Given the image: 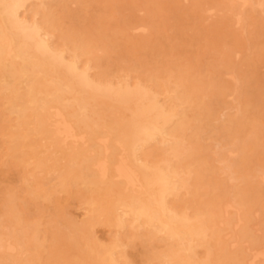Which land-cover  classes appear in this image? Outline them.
Wrapping results in <instances>:
<instances>
[{
    "label": "rangeland",
    "instance_id": "obj_1",
    "mask_svg": "<svg viewBox=\"0 0 264 264\" xmlns=\"http://www.w3.org/2000/svg\"><path fill=\"white\" fill-rule=\"evenodd\" d=\"M30 1H32V0H30ZM30 1H28V4H26V9H24V10H22L20 13L22 14H20V19L23 21V20H25V18H27L25 21H23V22H25L26 24L28 23L29 25L31 24V25H36L37 24V26H38V29H39V27H40V29H39V31L41 30V31H43L44 30V32H40L41 33V39L43 40L44 38H46L47 37V35H48V42H50V40H51V42H50V45H49V43L47 42V39H46V41H45V39H44V41L49 45V46H51V44H52V46L50 47V49L55 53H57V54H60V53H62L63 52V55H64V57H65V61L67 62V61H70L71 60V58H75L76 60H77V58L78 57H83L84 59H86V60H84V61H82V57H81V60L78 58V63L81 65H79V67H81V68H79V69H81V71L82 72H84L85 73V75L88 73L89 75H86L85 77L88 79H90L91 80V82L89 81V80H87L88 81V85H83V84H80L79 82H77V80H75V79H73V78H71L70 76H68V75H66V73L65 72H63V70L61 69V68H59V67H57V66H55V68H54V65L52 66V68H54V69H49L50 67H51V65H49L50 67H48V65H46L45 66V71H46V76L48 75V77H49V79H52V80H57V81H59V80H61L60 82H63V83H65V85H67V84H69V80H70V84H69V86L67 85L66 87H69V94H68V100H67V104H66V106H70V107H72L71 109L69 108V107H67V109H63L62 107H60L59 109L61 110V112H62V114L64 115V117H65V119L67 120V121H69V123H70V125L72 126V129L74 130V132H76L77 133V135H78V132H79V129H78V127H77V122H76V117L78 116V109L77 108H79V107H81V105H78V104H82V102H83V104H82V107L81 108H83L84 107V105H85V107L83 108V110L86 108V110H84V112L85 113H87V114H85L87 117H88V119H90L91 121H93L95 124H97L98 125V127H99V129H100V132H102V133H104L105 131V133L104 134H106V137H108V141H109V144H110V146L112 145L113 147H115L114 146V143H113V138L112 137H114V131L113 132H110V131H112L111 130V126H110V121H111V125H113L116 121H118V120H120V126L122 127V129H123V131L124 132H126L127 131V129H128V124H129V120H130V117H131V114H132V111H131V109L130 108H132V107H134L135 105H140V102L142 103V101H143V103H147L146 101H148L149 99L151 100V102H154L155 103V101H156V103H155V105L159 108V109H161V110H164L163 112H162V114H164V115H162V117L159 119V121H158V125L160 126L161 124V126H160V128L162 129V131H164V133H165V135H166V137L168 136V134H169V136L167 137V139H161V136H160V139H159V136H157V135H155L154 136V138L152 139L154 142H152V141H149L146 145H147V147H146V145H144L143 147H141V149L144 151V153H145V155H143L142 154V152H141V154H140V151H142L140 148L137 150V154H138V156H140V158H141V156L143 157V158H141L142 160L141 161H143L144 160V158H145V163H146V160H147V163L145 164L144 162H141V164H143L144 163V165H142L143 167H145L146 168V170H147V173H150V174H152V170H155L156 172H159V171H161V173H163V172H167V171H169L170 172V174H172V175H170L169 174V172H165L168 176L170 175L171 176V179H172V177H174L172 180L171 179H168L169 181L171 180V181H175V182H177L178 180H180L179 178H181V180L183 181V182H181V180L180 181H178L180 184H177L178 186H179V188L177 189L178 191H176L175 193L180 197H178L177 195H175V194H173V198H174V196L175 197H178L177 198V200L174 198H172L171 197V199H170V196L169 197H167V199L169 198L171 201H168L167 199V202H169L168 204H170L171 205V203H172V208H175V207H177V209L174 211V209H171V207H169L170 205H167L169 208H170V210L172 211V213L175 215V216H177V217H179V218H181V216L183 215V212L185 211V215L186 214H191L192 212V215H183L184 217H182L183 219H185V223L188 225V224H190V225H192V224H195L196 226H199L200 224L202 225V226H204V225H206L207 227H208V229L211 231V229L210 228H215V229H217V230H213L212 229V232L211 233H209L208 232V230L206 229L207 227L205 226V227H203V232L206 230V235L204 236L203 234H202V236H204V237H208L209 235H207V234H211V237L210 238H207L206 240H207V243H206V240H201V241H204L207 245H202V243H204V242H202L201 243V245L203 246V248H202V246H199L200 244V241L197 239V238H195L194 240H192V243H193V241H194V243H193V245L194 244H196V245H194V246H197V249H200V248H198V246L199 247H201L202 249H200L199 251H197V252H199V254L197 253V255H198V261L200 262L201 260V263L204 261V263H202V264H247V262H248V264H250V255L248 254V252L246 251V250H256L255 249V247L257 248V247H259L258 249H261V248H263L264 249V166L262 165V164H264V129H262V128H264V105H263V101H264V69H263V67H264V56H262V55H264V14H262V13H264V10H261V8L260 7H262L261 5L264 3V0H260V2H259V0H218V1H216V0H211V2L209 1V0H195L196 1V3L198 2V5H197V7L199 8H195L194 9V4H195V7H196V3L195 2H192L191 0H190V2H189V0H160V1H158V0H90L89 2H91V3H93L94 5H95V3L94 2H96V4H97V7H99V8H97L96 6H91L92 4L90 3L89 4V2H85V0H76V5H75V3H74V5H72L73 3V1L75 2V0H70V1H68L69 2V10L70 11H68V7H67V5H65L66 3L64 2V5H63V1L62 0H57L58 2H56V0H33L32 2L34 3H32V2H30ZM44 1V2H43ZM48 1V2H47ZM51 1H52V5H51ZM53 1H54V4H53ZM62 2V4H60L61 2ZM65 1V0H64ZM66 1V2H67ZM88 1V0H87ZM105 1V2H104ZM135 3H134V2ZM137 1V2H136ZM141 1V2H140ZM170 1V2H169ZM187 1V3H185ZM194 1V0H193ZM202 1V3H200V2ZM208 1V2H207ZM226 1V2H225ZM235 3H234V2ZM248 1V2H247ZM39 2V3H38ZM42 2V3H41ZM46 2V3H45ZM50 2V3H49ZM100 2V3H99ZM115 2V3H114ZM168 3V4H170L171 5V8L169 7L170 5H168V4H164V3ZM228 2H231V4L230 3H228ZM239 4H238V3ZM249 2H251V4H249ZM259 2V3H258ZM261 2H263V3H261ZM45 3V5L44 6H41L42 4H44ZM56 3L57 4H59L60 5V7H59V5L57 6L56 5ZM70 3H72V4H70ZM78 3L80 4V5H78ZM102 3V4H101ZM109 3V4H108ZM126 3H128V4H126ZM152 3H153V7H151L152 6ZM178 3V4H177ZM180 3V4H179ZM194 3V4H193ZM216 3H217V5H216ZM221 3V4H220ZM252 3H254V4H252ZM257 3V4H256ZM68 4V3H67ZM85 4H87V10L89 11V13H86V9H83V7H86V6H84ZM98 4H99V6H98ZM113 5V6H115V7H113V6H111V5ZM148 4H150V7H149V5ZM164 4V5H163ZM188 4V5H187ZM189 4H191V5H189ZM193 4V5H192ZM203 4V5H202ZM228 4V5H227ZM235 4V5H234ZM31 5L33 6V5H35L36 6V8L33 6V7H31ZM50 5V6H49ZM55 5V6H54ZM110 5V6H109ZM136 5V6H135ZM146 5V6H145ZM159 6V8L157 7V6ZM161 5H163V6H165V8L163 7V6H161ZM221 5V6H220ZM230 5H231V7H230ZM233 5V6H232ZM238 5H240V6H238ZM252 5H253V9H252ZM259 5H260V7H259ZM38 6H40V7H38ZM52 6V7H51ZM74 6V7H73ZM91 6V7H90ZM101 6H103V8H105V6H109L108 8L106 7L105 9H103ZM123 6V7H122ZM144 6V7H143ZM155 6H156V8H155ZM160 6H161V8H160ZM192 6H193V9H190V8H192ZM204 6V7H203ZM210 6H211V8H210ZM228 6V7H227ZM235 6H237L238 8H236ZM249 6V7H248ZM254 6H258V8L256 9ZM264 6V5H263ZM45 7H47V9H45ZM56 7V8H55ZM66 7V8H65ZM71 7V8H70ZM102 9H101V8ZM179 7H180V9H179ZM183 7V8H182ZM235 7V8H234ZM244 7H246V8H244ZM250 8L249 9V11L250 12H248L247 10H248V8ZM36 9L37 11H35V10H33V9ZM37 8H39L40 10H42L43 12H45V13H43L42 11H40L39 9H37ZM50 8V9H49ZM65 8V9H64ZM73 8V9H72ZM78 9V10H81V11H78V10H75V9ZM79 8H81V9H79ZM89 8V9H88ZM96 10H98V11H96L95 12V9ZM109 8H111V10H112V12L114 13V14H110V13H112V12H110L111 10H109ZM113 8V9H112ZM118 8V9H117ZM127 10V11H130V14L128 13H126V11L124 10ZM135 8V9H134ZM152 8V9H151ZM163 8V9H162ZM212 8H214V9H212ZM223 8V9H222ZM242 8V9H241ZM27 9H31V10H33V11H31L30 10V12H29V14L30 15H28L27 13V17L25 16V11H27ZM43 9H45V11L43 10ZM53 9H54V13L52 12L53 11ZM57 9H58V12H57ZM61 9V11H59ZM62 9H64L63 10V12H62ZM67 9V10H66ZM94 9V10H93ZM108 9V10H107ZM114 9H116L115 11H114ZM149 9H151V10H149ZM158 9L160 10V11H158ZM161 9H162V11H161ZM168 9L170 10V11H168ZM184 9V10H183ZM190 9V10H189ZM205 9V11H203ZM210 9V10H209ZM212 9V10H211ZM216 9V10H215ZM222 9V10H221ZM245 9V10H244ZM247 9V10H246ZM254 9H256V10H259V11H257V12H260V13H257L256 12V10L254 11ZM262 9H264L263 7H262ZM38 10H39V12H40V14H39V12H38ZM84 10V11H83ZM92 10V11H91ZM102 10H104V13H103V11ZM156 10V11H155ZM175 10V11H174ZM178 10V11H177ZM182 10H183V13H182ZM198 10V11H197ZM208 10V11H207ZM220 10V11H219ZM235 10V11H234ZM242 10H244V11H242ZM253 10V11H252ZM47 11H48V14H47ZM76 12L75 13V15H74V17L72 16V14L74 13V12ZM81 12V13H78V12ZM94 11V12H93ZM105 11H107V13L105 12ZM117 11H119V12H117ZM121 11V12H120ZM125 11V12H124ZM165 11H167L168 12V14H166L167 12H165ZM190 11H192L191 13H190ZM194 11V12H193ZM201 11H202V14H201ZM215 11V12H214ZM226 11V12H225ZM239 11V12H238ZM35 12H37V13H35ZM49 12H51V14H53V15H55V16H53V15H51ZM71 12H73V13H71ZM82 12H84V13H82ZM101 12V13H100ZM123 12V13H122ZM140 12V13H139ZM198 12V13H197ZM204 12V13H203ZM224 12V13H223ZM230 14H229V13ZM231 12H235V14H233V13H231ZM242 12V13H241ZM243 12H246V13H243ZM252 12V13H251ZM253 12H255V13H253ZM35 13V14H34ZM42 13V14H41ZM69 13V14H68ZM90 13H92L91 15H90ZM103 13V14H102ZM125 13V14H124ZM133 13V14H132ZM137 13H138V15H137ZM161 14L160 16H159V18H157L158 16V14ZM169 13H170V16H172L171 18H169ZM184 14V15H182V14ZM189 13H190V15H189ZM192 13H194L195 15H197L198 17L196 18L195 17V15L194 14H192ZM247 13H249L250 15L252 14L253 15V17L252 18H250L249 19V17H251L250 15H248ZM37 14V15H36ZM43 14H45V15H43ZM50 14V15H49ZM65 14L67 15V17H65ZM71 14V15H70ZM81 14H83L84 16L82 17V15ZM100 14H101V16H100ZM109 14L111 15V16H109ZM120 14H122V15H119ZM157 14V15H156ZM172 14V15H171ZM187 14H188V16H187ZM191 14L193 15L192 17H191ZM222 14V15H221ZM226 14V15H225ZM237 14V15H236ZM243 16H242V15ZM246 14V15H245ZM260 14H262V15H260ZM32 15V16H31ZM35 15V16H34ZM40 15V16H39ZM60 17H59V16ZM64 15V16H63ZM69 15H70V17H69ZM80 15V16H79ZM102 15H104V18L106 19V20H104L103 21V17H102ZM112 15H113V17H112ZM115 15V16H114ZM130 15V16H129ZM231 15V16H230ZM233 15H235L236 17H234ZM246 17H245V16ZM247 15H248V17H247ZM255 15V16H254ZM38 16H39V18H38ZM58 16V17H57ZM118 16V17H117ZM124 16H126V17H123ZM129 16V17H128ZM132 16V17H131ZM152 16V17H151ZM155 16V17H154ZM186 16V17H185ZM201 18H200V17ZM210 16V17H209ZM262 16H263V18H262ZM29 17V18H28ZM33 17H37V18H33ZM54 17V19H55V21H54V19H53V21H52V18ZM73 17V18H72ZM95 17H97V18H95ZM99 17H100V19H101V17H102V19L100 20L99 19ZM109 17H110V20H112V21H110L109 20ZM116 17V18H115ZM131 17V18H130ZM149 17V18H148ZM151 17V18H150ZM184 17H185V20H184ZM217 17V18H216ZM219 17H221V18H219ZM226 17V18H225ZM234 17V18H233ZM70 18H72V19H70ZM81 18V19H80ZM95 18V19H94ZM108 18V19H107ZM123 19V21H122V19ZM128 18V19H127ZM130 18V19H129ZM138 18H140L139 20H138ZM166 18V19H165ZM168 18V19H167ZM178 18V19H177ZM233 18V19H232ZM243 18H247V19H249V21H247V20H245V19H243ZM38 19V20H37ZM59 19V20H58ZM60 19H61V21H60ZM64 19V20H63ZM73 19H74V21H77V22H74L73 21ZM92 19H94V20H92ZM118 19H120V20H118ZM145 19V20H144ZM148 19H150L149 21H147ZM173 19H175V21L173 20ZM177 19V20H176ZM187 19V20H186ZM195 19V20H194ZM197 19H199V20H197ZM207 19V22L205 21ZM209 19V20H208ZM211 19V20H210ZM213 19V20H212ZM221 19V20H220ZM258 19H261L260 21L258 20ZM34 20V21H33ZM63 20V21H62ZM96 20V21H95ZM97 20H99V23H98V21ZM109 20V21H108ZM113 20L115 21V20H117V21H115V22H117V24L115 23V22H113ZM139 22H138V21ZM219 20V21H218ZM241 20H243V21H241ZM253 20V21H252ZM31 22V23H29V22ZM37 21V22H36ZM42 21V22H41ZM66 21V22H65ZM82 21V22H81ZM92 21H93V23H95V25H93V23H92ZM177 21V22H176ZM191 21V22H190ZM193 21V22H192ZM196 21V22H195ZM209 21V22H208ZM222 21H226V22H223L222 23ZM240 21V22H239ZM245 21V22H244ZM255 21V22H254ZM41 22V23H40ZM52 22L54 23V24H52ZM56 22V23H55ZM64 23V26H63V23ZM69 22V23H68ZM72 22H74L75 24H76V27H77V25H78V27L77 28H81L80 30L78 29V31L79 32H81V33H79V32H77V28L72 24ZM91 22V23H90ZM102 22V23H101ZM130 22V23H129ZM133 22V23H132ZM148 22V23H147ZM168 22H171V24L169 23V24H167ZM178 22H180V23H182L181 24V27H180V24L178 23ZM187 22H189V23H187ZM201 22V23H200ZM229 22V23H228ZM234 22H235V24H236V26H237V28H236V26H235V24H234ZM246 22H248V24L246 23ZM35 23V24H34ZM58 23H60V24H58ZM78 23H82V24H78ZM84 23V24H83ZM86 23V24H85ZM87 23H89V25H87ZM106 23V24H105ZM140 23H142V26H141V28L139 27L140 26ZM174 23V24H173ZM190 23H192V24H190ZM198 25H197V24ZM205 23V24H204ZM225 23V24H224ZM227 23V24H226ZM243 23V24H242ZM245 23V24H244ZM255 23V24H254ZM27 24V25H28ZM57 26H56V25ZM69 24V25H68ZM70 24L72 25V26H70ZM103 24V25H102ZM111 24V25H110ZM147 24V25H146ZM149 24V25H148ZM179 24V25H178ZM203 24V25H202ZM224 24V25H223ZM234 24V25H233ZM243 26H242V25ZM249 24H252V25H249ZM53 25V26H52ZM54 25L57 27H54ZM66 25H68V26H70V27H67ZM83 25V26H82ZM85 25H87V27H90L89 29L85 26ZM109 25H110V27H109ZM117 26V28H116V26ZM134 25V26H133ZM174 25H176V26H174ZM197 25V26H196ZM225 25H227V27L225 26ZM233 25V26H232ZM246 27H245V26ZM249 25V26H248ZM41 26H43V27H41ZM52 26V27H51ZM80 26V27H79ZM85 26V27H84ZM100 26V27H99ZM124 26V27H123ZM216 26V27H215ZM230 26V27H229ZM240 26H241V28H240ZM48 27V28H47ZM62 27V28H61ZM63 27H64V29H63ZM71 27H73V28H71ZM82 27L84 28V29H82ZM94 27V28H93ZM109 28L108 30H110V31H108V30H106V28ZM114 27V28H113ZM131 27V28H130ZM135 27H136V29H135ZM137 27L139 28V29H137ZM168 27H170V28H168ZM172 27V28H171ZM208 27V29H204V28H207ZM245 27V28H244ZM250 27H251V30H250ZM257 27V28H256ZM56 28V29H55ZM61 28V29H60ZM69 28L70 29V31H69V29L67 30V29ZM100 28H102V30H100ZM112 28L113 29H115L116 28V30H112ZM124 28V29H123ZM156 28V29H155ZM164 28V29H163ZM177 28V29H176ZM216 28V29H215ZM230 28V29H229ZM247 28V29H246ZM248 28H249V30H250V32L252 31V35L249 33V30H248ZM253 28V29H252ZM57 29H58V31L60 32H58L57 31ZM64 30V32H65V34H66V37H64V38H62L63 36H65V34L63 33V30ZM71 29H72V33H71ZM93 29V30H92ZM119 29H121V30H119ZM143 29H145V30H143ZM167 29V30H166ZM176 29V30H175ZM183 29V30H182ZM212 29V30H211ZM215 29V30H214ZM219 29H221V30H219ZM62 30V31H61ZM75 30V31H74ZM81 30H83V32L81 31ZM96 30H97V32H96ZM100 30V31H99ZM127 30V31H126ZM136 30V31H135ZM168 30H170V31H172L173 30V32H169ZM179 30H180V32H179ZM211 30V31H210ZM228 30V31H227ZM236 30V31H235ZM242 30V31H241ZM246 32H245V31ZM55 31L57 32V33H55ZM69 31V32H68ZM87 31V32H86ZM89 31V32H88ZM92 31V32H91ZM114 33H113V32ZM119 31V32H118ZM130 31V32H129ZM133 31V32H132ZM187 31L189 32V33H187ZM206 31V32H205ZM211 33H213L212 35L210 34V32ZM232 31H234L235 32V34H234V32H232ZM258 31V32H257ZM46 32V33H45ZM53 32V33H52ZM107 34H105V33ZM108 32H110V34L112 35V36H114L113 38L110 36V34H108ZM118 32V33H117ZM126 32V33H125ZM132 32V33H131ZM138 32V33H137ZM175 32H176V34H175ZM221 32V33H220ZM231 32V33H230ZM236 32H237V35H236ZM245 32V33H244ZM51 33H52V35H51ZM58 33H59V36H60V38H58L57 40H60V41H57L56 42V39H55V41L53 40L54 39V37L55 38H57V35H58ZM67 33H71L70 34V36L71 35H73V37L71 36V38L69 37V35L67 34ZM75 33V34H74ZM85 34V35H83V34ZM146 33H148V34H146ZM167 33V34H166ZM169 33V34H168ZM172 33V34H171ZM214 33L216 34L215 36H216V38H215V36H214ZM222 33H224V34H222ZM232 33H233V36H232ZM240 35H239V34ZM57 34V35H56ZM63 34V35H62ZM81 34V35H80ZM95 35V36H93V35ZM114 34V35H113ZM136 34V35H135ZM142 34V35H141ZM225 34H227V36L225 35ZM243 34H246V35H248L249 36V38H248V36H246V35H244L245 37H241ZM75 35H76V37H75ZM82 35H83V37H82ZM134 35V36H133ZM154 35V36H153ZM164 35V37H162ZM165 35H167V38H166V36ZM169 35V36H168ZM174 35V36H173ZM179 35V36H178ZM208 36V37H205V36ZM210 35V36H209ZM238 35L240 36L239 38H240V40H245L246 41V39L248 40L247 42H245V41H239V38H238ZM46 36V37H45ZM49 36H50V38H49ZM52 36H54L53 37V39H51L52 38ZM58 36V37H59ZM70 38V39H68V37ZM79 36H81L80 38H78ZM84 36H85V39L88 41H82V39H84ZM145 36V37H144ZM151 38H150V37ZM160 36L163 38V39H159L160 38ZM170 36H172V37H170ZM188 36V37H187ZM190 36V37H189ZM218 36V37H217ZM149 37V38H148ZM155 37V38H154ZM66 38H67V40L68 41H66ZM75 38H78V39H76L77 41H79L80 40V42H79V44H77L78 42L77 41H75ZM93 38V39H92ZM96 40H98V41H96ZM112 38V39H111ZM119 40H118V39ZM154 38V39H153ZM164 38H166V40H167V44H166V40L164 39ZM170 38L172 39V40H170ZM208 38V39H207ZM236 38V39H235ZM242 38V39H241ZM243 38H246V39H243ZM50 39V40H49ZM74 39V40H73ZM89 39V40H88ZM145 39V40H144ZM262 39V40H261ZM53 40V41H52ZM65 40V41H64ZM95 40V41H94ZM112 40V41H111ZM150 40H152V44H151V41ZM163 40H165V41H163ZM169 40V41H168ZM234 40H236L235 42H234ZM261 40V41H260ZM72 41V42H71ZM75 41V42H74ZM90 41H92V42H90ZM94 41V42H93ZM105 41H106V43H105ZM110 41V42H109ZM158 41V42H157ZM59 42V43H58ZM61 42V43H60ZM69 42H71V44L69 43ZM82 42H84V43H93V44H90L89 46H87V45H85L84 43V46H85V48H83V45H80ZM98 42H100V43H98ZM156 42V43H155ZM160 42H161V44H160ZM169 42H171V43H169ZM174 42V43H173ZM201 42V43H200ZM236 42H238V43H236ZM250 44H252V45H250ZM98 43V44H97ZM114 43V44H113ZM169 43V44H168ZM243 43V44H242ZM248 45H247V44ZM257 43V45H255ZM57 44H59V46H61L60 48H58V50H57V48H55V47H59ZM61 44V45H60ZM68 44H70V45H73V47L72 46H69L68 47ZM94 44H96V45H94ZM100 44V45H99ZM158 44V45H157ZM175 44H177L176 46H175ZM181 44H183V47H182V45ZM204 44V45H203ZM212 44H213V46H212ZM239 44V45H238ZM55 45H57V46H55ZM62 45H63V47H62ZM75 45H77V46H75ZM79 45H80V47H79ZM103 45V46H102ZM109 45V46H108ZM172 48H170L169 49V46ZM232 45H234L235 47H233ZM246 45H247V47L251 50V51H249V49L247 48L246 49ZM253 45H254V47H253ZM81 46H82V48H81ZM99 46V47H98ZM106 46H108V47H106ZM147 46V47H146ZM158 46V47H157ZM166 46V47H165ZM185 46H186V48H185ZM199 46V47H198ZM231 46V47H230ZM65 47H68L70 50H71V47H72V50H73V54H72V52H70V50L68 49V48H66L65 49ZM79 47V48H78ZM88 47H89V49H88ZM91 47H94V48H97L96 50L94 49V48H91ZM105 49H104V48ZM161 47H163V48H161ZM197 49H196V48ZM205 47V49L203 50V48ZM218 47V48H217ZM234 49H233V48ZM242 47L244 48V50L242 49ZM63 48V49H62ZM93 50H95L94 52L95 53H93V51L91 50V49ZM148 48H150L149 50H148ZM174 48V49H173ZM198 48H200V49H198ZM217 48V49H216ZM224 48V49H223ZM67 49H68V53H67ZM77 50L78 52H76L75 50ZM88 49V50H87ZM102 49H104V50H102ZM107 49H108V51H107ZM185 49V50H184ZM187 49V50H186ZM239 49V50H238ZM60 50V51H59ZM61 50H63V51H61ZM65 50V51H64ZM101 50H102V53H101ZM153 50H155V51H157V52H155V51H153ZM172 50V51H171ZM200 50H202V51H199ZM206 50V51H205ZM224 50V51H223ZM226 50V51H225ZM235 50V51H234ZM238 52H237V51ZM245 50H246V53H245ZM252 50H253V52H252ZM256 50H258V52L256 51ZM84 51V52H83ZM103 51L105 52V53H103ZM107 51V52H106ZM162 51V52H161ZM193 51V52H192ZM199 53H201V54H199ZM207 51H209V53L207 52ZM230 51V53H228ZM249 51V52H248ZM256 51V52H255ZM60 52V53H59ZM74 52L75 53H79L78 55H76V54H74ZM86 52V54H83V53H85ZM172 52H173V54H172ZM177 52V53H176ZM188 52V53H187ZM227 52V53H226ZM235 52V53H234ZM248 52V53H247ZM55 53V54H56ZM64 53H66V54H64ZM70 53V54H69ZM81 53V54H80ZM90 54V57H89V54ZM102 55V54H104V55H102V56H100V54ZM115 53H117V54H115ZM160 53H162V54H160ZM182 53V54H181ZM202 53H207L206 55L205 54H203V56H204V58H201L200 57V59H199V56H202ZM218 53V54H217ZM221 53L222 54H224V53H226L225 55H223V56H220L221 55ZM241 55H240V54ZM244 53L246 54V55H244ZM250 53V54H249ZM255 53V54H254ZM257 53V54H256ZM263 53V54H262ZM71 54H72V57H71ZM105 54H107L106 55V58L104 57L105 56ZM180 54V55H179ZM199 54V55H198ZM262 54V55H261ZM65 55H67V56H65ZM84 55H85V57H84ZM87 55V56H86ZM95 55V56H94ZM97 55V56H96ZM160 55H161V57H162V60H161V57H160ZM179 55V56H178ZM185 55H186V57H185ZM196 55V56H195ZM231 55V56H230ZM234 55V56H233ZM237 55H239V56H237ZM254 55V56H253ZM75 56V57H74ZM78 56V57H77ZM138 56V57H137ZM146 56V57H145ZM192 56H194L193 58H191ZM212 56V57H211ZM217 56V57H216ZM227 56H229V57H227ZM233 56V57H232ZM241 56H242V58H241ZM71 57V58H70ZM77 57V58H76ZM97 58L96 60H95V58ZM110 57V58H109ZM129 57V58H128ZM188 57V58H187ZM196 57H198V58H196ZM205 57H206V62H205ZM210 59H212V58H214L215 59V57H216V59H217V61H221L220 63L219 62H217L216 61V59H215V61H214V59H212V62L211 63H213V64H211L210 63V61L211 60H208L209 58ZM231 57V58H230ZM243 59V57H244V59H243V61L240 59ZM248 58V59H246V58ZM261 57H262V60H261ZM90 58H92V61H93V58H94V62H92V63H90L89 64V62L91 61V59ZM101 58V59H100ZM192 60H191V59ZM220 58V59H219ZM221 58H224V59H222L221 60ZM234 58V59H233ZM87 59H89V60H87ZM99 59V60H98ZM102 59H104L105 60V63H103V64H105V65H103L102 64V62H104V60H102ZM149 59H151V60H149ZM197 59H199V60H197ZM203 61H202V60ZM238 59L240 60L239 62H238ZM246 59V60H245ZM107 60H111V61H108V63L106 62ZM153 60H154V62H153ZM190 60V61H189ZM197 60V61H196ZM233 60V61H232ZM244 60L247 62V64L245 63H242V62H244ZM248 60V61H247ZM258 60H260V61H258ZM80 61H81V63H80ZM88 61V62H87ZM100 61V62H99ZM102 61V62H101ZM122 61H123V63H122ZM162 61V62H161ZM182 61H183V63H182ZM191 61H192V64H191ZM196 63H195V62ZM204 62V63H202V62ZM214 61V62H213ZM228 63H227V62ZM230 61H231V63H230ZM242 61V62H241ZM97 62L98 63H100V65L98 66L97 65ZM152 62V63H151ZM197 62H198V64H197ZM251 62V63H250ZM263 62V63H262ZM118 63H119V65H118ZM154 63L156 64L155 65V67H154ZM159 63L161 64V65H159ZM201 63H202V65H201ZM206 63H208L209 64V66H208V64H206ZM216 63V64H215ZM218 63H219V65H218ZM263 64V65H261V64ZM85 64H86V66H85ZM102 64V65H101ZM108 64V65H107ZM131 64H133V65H131ZM183 64V65H182ZM204 64V65H203ZM234 64V65H233ZM239 64V65H238ZM259 65V66H257V65ZM110 65V66H109ZM118 66V67H116V66ZM188 65H191V67H189ZM206 65H207V67H206ZM224 67H223V66ZM237 65H238V67H237ZM254 65H255V67H254ZM84 66V67H83ZM96 66H97V68H96ZM101 66V67H100ZM104 66H106L108 69H109V71L110 72H108V71H106L105 70V68L106 67H104ZM112 66V67H111ZM158 66H162L163 68H160V67H158ZM164 66H165V68H164ZM193 66V67H192ZM213 66V67H212ZM214 66H216V67H214ZM221 66V67H220ZM241 66V67H240ZM246 66V67H245ZM252 66V67H251ZM90 69H89V68ZM151 67L153 68L152 70H151ZM197 67V68H196ZM206 67V68H205ZM212 67V68H211ZM226 67V68H225ZM232 67H233V71L235 72V74H234V72L233 73H231L232 72ZM243 67H245L244 69H243ZM258 67V69H256ZM260 67V68H259ZM96 69V70H94V69ZM115 68H117V71L115 72V70L114 69ZM118 68H119V70H118ZM132 68V69H131ZM150 68V69H149ZM154 68H156V69H154ZM195 68V69H194ZM203 68V69H202ZM207 68H208V70L210 71H208L207 70ZM211 68V69H210ZM214 68H215V70H214ZM221 68V69H220ZM225 68V70H223ZM234 68H237V69H234ZM242 68V69H241ZM46 69H48V71L46 70ZM85 69V70H84ZM88 69V70H87ZM102 69H104L103 70V72H105L104 73V76H102L103 75V73L101 74L100 72H101V70ZM148 69V70H147ZM162 69V70H161ZM194 69V70H193ZM260 69L261 70H263V71H260ZM52 70L54 71V73L52 74ZM90 70V71H89ZM92 70V71H91ZM95 72H94V71ZM100 70V71H99ZM111 70H113V71H111ZM158 70H161V71H158ZM193 70V71H192ZM211 70H214L213 71V73L211 72ZM216 70H218L217 72H216ZM236 70V71H235ZM256 71V73L254 74V72ZM88 71V72H87ZM96 71H98V72H96ZM119 71V72H118ZM122 73H124V74H122ZM207 71H208V73H207ZM224 71H226V75H225V73H224ZM231 71V72H230ZM57 72V73H56ZM61 72H63V73H61ZM90 72V73H89ZM159 72V73H158ZM191 72V73H190ZM202 72H205V73H202ZM219 72H221L222 73V77L220 76L221 75V73H219ZM229 72L231 73V74H233V75H231V74H229ZM64 73H65V75H64ZM107 73H111L110 75H108L109 77L107 78ZM112 73H116V74H113L112 75ZM127 75H126V74ZM199 73V74H198ZM219 73V74H218ZM258 73V74H257ZM93 76H92V75ZM120 74V75H119ZM123 75V77H122V75ZM132 76V77H134V75H135V78H136V80H135V78H133V80L134 81H132V77L130 78V75ZM133 74V75H132ZM148 74V75H147ZM195 74V75H194ZM201 74H203V76L201 75ZM206 74V75H205ZM211 74V75H210ZM218 74V75H217ZM254 74V75H253ZM257 74V75H256ZM261 74V75H260ZM60 75H62V77H60ZM112 75V76H111ZM124 75H126L125 76V78L126 79H124ZM141 75V76H140ZM145 75V76H144ZM156 75V76H155ZM193 75V76H192ZM201 75V76H200ZM209 75V76H208ZM65 77V79H68V81H66L65 79H64V77ZM102 76V77H101ZM114 76V77H113ZM115 76H118V78L116 77L115 78ZM161 76V77H160ZM190 76H191V78H190ZM207 76V77H206ZM232 76V77H231ZM252 76H254V77H252ZM57 77V78H56ZM59 77V78H58ZM71 78V79H69V78ZM97 77V78H96ZM115 78V79H113V78ZM208 77H210L212 80H210V78H208ZM221 78V79H218L217 81H216V79L217 78ZM234 77L236 78V77H238V78H236V81L238 82V84H236L235 82H234ZM262 77H263V79H262ZM56 78V79H55ZM94 78V79H93ZM109 78L111 79L112 78V81H110L109 80ZM123 78V79H122ZM145 78V79H144ZM192 78H193V80H192ZM59 79V80H58ZM95 79H98L100 82H98L97 80H95ZM108 79V80H107ZM117 79H118V81H117ZM120 79H122V80H120ZM128 79V80H127ZM176 79V80H175ZM178 79H180V80H178ZM191 79V80H190ZM201 79V80H200ZM256 79V80H255ZM94 80V81H93ZM125 80H127V81H125ZM130 80V81H129ZM151 80V81H150ZM167 80H170V82H168ZM177 80H178V82H177ZM200 80V81H199ZM203 80V81H202ZM220 80H221V84H220ZM222 80H224V81H222ZM254 80V81H253ZM66 81V82H65ZM73 81V82H72ZM108 81L109 82H112V83H108ZM115 81H117V83L115 82ZM154 81V82H153ZM162 81V83H160ZM167 81V83H166V86H165V82ZM177 83H176V82ZM193 81V82H192ZM198 81V82H197ZM215 81V82H214ZM227 81V82H226ZM240 81V82H239ZM258 83H257V82ZM90 82V83H89ZM95 82V83H94ZM97 82H98V84H97ZM102 82H104V83H106L104 86H102L104 83H102ZM114 82H115V86L113 87V86H111V84H114ZM121 82V85L119 84L118 85V83H120ZM128 84H127V83ZM131 82V83H130ZM132 82H134V83H132ZM163 82H164V84H163ZM213 82V83H212ZM222 82H223V84H222ZM227 84H226V83ZM62 83V84H63ZM67 83V84H66ZM126 83V84H125ZM141 83H142V86H141ZM193 83V84H192ZM194 83L196 84L195 86H193L194 85ZM216 83V84H215ZM231 85V87H232V90H231V87H229L230 85ZM261 83V84H260ZM76 84V85H75ZM89 84H91V85H89ZM92 84H95V85H97V87L95 88V86L93 87L92 86ZM110 84V85H109ZM131 86H130V85ZM136 86H135V85ZM148 84V85H147ZM154 84V85H153ZM160 84V85H159ZM179 84V85H178ZM200 84H201V86H200ZM202 84H203V87H202ZM215 84V85H214ZM261 85L260 87H261V89H260V87H258L259 85ZM263 84V85H262ZM64 85V84H63ZM64 85V86H65ZM73 85V86H72ZM82 85V86H81ZM109 85V87H106V86H108ZM120 87V86H122V85H126L125 87L126 88H128L129 90L128 91H130L132 94L134 93L135 94V92H139V90H140V92L139 93H141V94H137L138 95V98L139 97H141L140 99H139V101L137 100L138 98L136 97V95L135 96H133L132 97V99L133 98H136V100L135 99H133L132 101L130 100V102L128 103H119L118 104V102H113V101H111L110 99H109V97L107 98V96H106V94H103V98H102V95H97V94H95V92H96V90H98L99 88H100V90L103 88V90H109L110 89V87H112V89L114 88V89H116L118 86ZM129 85V86H128ZM139 85L141 86V87H146V89L149 87V89H147V90H145V88H144V90H143V88H139ZM172 85V86H171ZM176 85V86H175ZM178 85V86H177ZM198 85V86H197ZM228 85V86H227ZM235 85V86H234ZM237 85V86H236ZM239 85V86H238ZM255 85V86H254ZM256 85H257V87H256ZM75 86L77 87V89L75 88ZM99 86H101V87H99ZM128 86V87H127ZM157 86V87H156ZM168 86H169V88H170V86L173 88V90L174 91H176V92H173V90H172V88H171V90L172 91H170L169 90V88H168ZM177 87V89L179 88V90L182 92V96L180 95H178L177 96V93L178 94H180L181 92L180 91H178L177 89H175V87ZM200 86V87H199ZM215 86V87H214ZM224 86V87H223ZM253 86L255 87V88H253ZM85 87H87V88H85ZM91 89H90V88ZM92 87H93V90H92ZM99 87V88H98ZM136 87H138L137 89H136ZM154 87V88H153ZM156 87V88H155ZM189 87V88H188ZM194 87H196L195 89H194ZM198 87V88H197ZM209 87V88H208ZM217 87H218V89H217ZM223 87V88H222ZM225 87L227 88V90L225 89ZM229 87V88H228ZM77 91H79V92H76L74 89ZM106 88H109V89H106ZM162 88V89H161ZM165 88V89H164ZM168 88V89H167ZM204 88V89H203ZM209 90H208V89ZM214 88V89H213ZM240 88V89H239ZM243 88V89H242ZM258 88V89H257ZM80 89V90H79ZM82 89V90H81ZM94 89H96V90H94ZM135 89V90H134ZM151 89H152V91H151ZM163 89L165 90V91H163ZM194 89V91H192ZM198 89V90H197ZM201 89L203 90V91H201ZM211 89V90H210ZM224 91H223V90ZM91 90V91H90ZM143 90V91H142ZM154 90V91H153ZM208 90V91H207ZM231 92H230V91ZM238 90H240V91H238ZM250 90V91H249ZM75 91V92H74ZM91 93H90V92ZM94 93H93V92ZM178 91V92H177ZM200 91L201 93H200V95H197V94H199L198 92ZM207 91V92H206ZM228 91V92H227ZM234 91L235 92H237L236 93V96H235V93H234ZM148 92V93H147ZM153 92H154V94H153ZM166 92V93H165ZM168 92V93H167ZM170 92V93H169ZM172 92V93H171ZM192 92V93H191ZM211 92V93H210ZM225 92V93H224ZM230 92V93H229ZM83 93V94H82ZM87 93H89V94H87ZM150 93V94H149ZM163 93L164 94H166L165 96L163 95ZM186 93V94H185ZM215 93V94H214ZM239 93V94H238ZM256 93H258V94H260V95H258L257 94V97L259 98H257L256 97ZM83 95L82 97H80V95ZM147 95V96H144V98H143V95ZM170 94H172L173 96H174V98L172 99V95H171V97H169V95ZM193 94H194V96H200L199 98L197 97H194L193 96ZM206 94V95H205ZM217 94V95H216ZM222 94V95H221ZM228 94H229V96H228ZM242 94V95H241ZM86 95H87V98H86ZM88 95H90V96H88ZM94 95V96H93ZM97 95V97H99V98H95V96ZM140 95V96H139ZM157 97H155V96ZM159 95V96H158ZM176 95V96H175ZM212 95V96H211ZM246 95V96H245ZM100 96H101V98H100ZM152 96V97H151ZM168 96V97H167ZM202 96H204V99L203 98H201ZM208 96V97H207ZM228 96V97H227ZM231 96V97H230ZM237 96H238V98H240V99H236L237 98ZM240 96V97H239ZM92 97H93V99H92ZM147 97V98H146ZM154 98L153 99V101H152V99L151 98ZM163 97H164V99H163ZM165 97H167V98H165ZM175 97H176V99H175ZM187 97V98H186ZM210 97V98H209ZM214 97H216V98H218L217 100L216 99H214ZM220 97H222L221 99H220ZM233 97V98H232ZM86 98V99H85ZM156 98V99H155ZM177 98H179V99H177ZM188 98H189V100H188ZM205 98H208V100L207 99H205ZM256 98H257V100H256ZM262 98V99H261ZM0 99H2L1 98V95H0ZM161 100L160 101V103H159V100ZM175 99V101L177 102L178 100L179 101H181V102H183V103H181L180 104V106L181 105H186V107L185 108H183V111H182V109H181V107L179 108L178 106H177V108L174 110V108L176 107V105H179V101L176 103L175 101H173ZM210 99V100H209ZM231 99H233V100H231ZM235 99V100H234ZM241 99H242V101H241ZM256 101H255V100ZM75 100V101H74ZM81 100H82V102H81ZM146 100V101H145ZM150 100L148 101V102H150ZM168 100V101H167ZM171 101V103H174V104H176V105H172L171 103H169L170 101ZM185 100H188V101H190V102H188V101H186V103H185ZM193 100V101H192ZM195 100H196V102H198V103H196L195 102ZM237 100H238V103H240V105L238 104V103H236V104H238L237 105V107H236V105H235V101L237 102ZM75 103H74V102ZM88 101V102H87ZM90 101V102H89ZM212 101V102H211ZM215 103H217V102H219V103H217V104H215ZM217 101V102H216ZM244 101H246V104H245V102ZM249 101V102H248ZM254 101H255V105H254ZM1 102V104H0V110H1V112H3V110H2V102L3 101H0ZM165 102V103H164ZM209 102V103H208ZM221 102V103H220ZM244 102V103H243ZM68 103H69V105H68ZM93 103V104H92ZM132 103V104H131ZM133 103H134V105H133ZM137 103V104H136ZM142 103V104H143ZM241 103H243V104H241ZM75 104H77V108L75 107L76 105ZM165 104V106L168 108V110H165V109H167L166 107H164L163 105ZM170 104V105H169ZM189 104H190V106H189ZM214 104V109H216V110H213V111H215V113H216V115H215V113L212 111L211 112V109L213 108V107H211L212 105ZM220 104V106H218ZM226 104V105H225ZM245 104V105H244ZM92 105V106H91ZM98 105V106H97ZM203 105V106H202ZM242 105L243 106H245V107H243V108H241L242 107ZM262 105V106H261ZM79 106V107H78ZM103 108H102V107ZM160 106V107H159ZM163 107V109H162V107ZM174 106V107H173ZM182 106V107H183ZM189 106V107H188ZM199 106V107H198ZM200 106L203 108H200ZM207 106V107H206ZM218 108H217V107ZM89 107H91V108H89ZM169 107H170V109H171V111H170V109H169ZM193 107H195V108H198L197 110H195V108H193ZM225 107V108H224ZM238 107H239V109H238ZM256 108V110H254L255 108ZM208 108H211V109H209V110H207ZM222 108V109H221ZM224 108V109H223ZM232 109V112H231V109ZM93 109H94V112H91V111H88V110H92L93 111ZM130 109V110H129ZM177 109H179V111L177 110ZM192 109H194V110H192L193 111V113H192V111L191 110ZM205 109V110H204ZM96 110V111H95ZM101 110V111H100ZM174 110V111H173ZM185 110V111H184ZM187 110V111H186ZM191 111V113H190V111ZM207 110V111H206ZM229 110V112H227ZM234 110V111H233ZM237 110L239 111V112H237ZM261 112H260V111ZM180 111H182L181 113V116L182 117H180ZM206 111V112H205ZM209 111V112H208ZM225 111L227 112L226 114H232V116L231 115H229V117H227L228 115H225V114H222V113H225ZM1 112H0V120H2L1 122H0V124L1 123H3L2 125H0L1 127H0V149L2 148V150H0V185H6V187H4L3 186V189H2V186L0 187V209H3V213L4 214H2V210H0V221H3V219L5 218V221L7 220V219H10L11 218V215H12V213H13V215H15L16 213H18L16 216H17V218L18 219H20L21 221H31V222H29V224L30 223H32V224H30V225H28V223L26 222H23L24 223V226H27V228H36V230H37V237H39V238H42V239H39V242H41L42 244H45V245H43L44 247H46V248H44L45 249V251H44V249L42 250V252H41V254L39 255L40 257H39V264H81L83 261V256H82V254L79 252V251H81L82 252V250L84 249V247L85 246H87V247H89V249H90V251L92 252V254L93 255H95V253H96V255H98V253L100 252V251H102L103 249H107V250H105L106 251V253L104 254V255H106L107 257H110L111 258V260H113V262H114V264L116 263V264H129V262H130V264H161L157 259H155V257H166V259H168L169 258V260H172L173 262L171 263V264H180L179 262H178V259H177V256L178 255H180L179 253H180V251H181V249L182 248H179L178 246L180 245V246H184L185 244L187 245V244H189L188 243V241H186L187 239H184V241H182L183 243H179L178 244V240L177 239H170V240H172V242L170 241V240H167L166 239V237L164 236V234L163 233H160V234H162V235H160V234H158V235H160V236H157L156 234L158 233L157 231H156V233H155V226L153 225H151V224H146L145 222H141L140 224H141V226H140V224H138L137 223V225L135 224V222H132V218H130V216H128V215H126V216H124L123 217V219H122V228H124V229H122L121 230V227L120 228H118V227H109V226H107V225H105V224H103L102 225V223L98 220V218H97V216H95V215H92V217L93 216H95V217H93V219H91V222H90V218L91 217H88V216H90L91 214H93L95 211H93L92 210V208L88 205V204H86V203H84L85 202V200H86V202L87 201H91V200H93L94 199V197H98V191L96 190V191H94V192H90L91 194L92 193H94V194H90L88 191H85V192H82V193H77L78 191L76 190V189H73V188H70L69 187V189H68V186H63L64 187V189L62 188V186L61 185H57L58 187H56V189H54L55 187H53V189H51L49 186H51V185H53V186H55L53 183H51L50 184V178L49 177H47V175L46 174H42L41 176H40V174H38V173H34V174H25L24 173V171H23V169H22V167L19 165V163L17 162L16 163V161H12L11 159H12V157L9 155V153L7 152V150H6V147L4 148V144H5V140L4 139H6V135L7 134H9L10 133V125H11V120H10V118H8L6 115H5V113L3 112V114H4V118H3V114H1ZM68 112V113H67ZM89 112V113H88ZM91 112V113H90ZM99 114H98V113ZM104 112V113H103ZM171 112V115L169 114ZM174 112H176V113H179V114H173ZM186 114H185V113ZM197 112V113H196ZM198 112H199V114H198ZM210 112H211V114L213 113V116L210 114ZM218 112V113H217ZM222 112V113H221ZM261 114H260V113ZM77 113V114H76ZM105 113H107V114H105ZM184 113V114H183ZM234 113V114H233ZM235 113H237V114H235ZM263 113V114H262ZM91 114L93 115V117L91 116ZM94 114H96V117H95V115ZM101 114H102V116H101ZM103 114H105V115H103ZM165 114H168V115H165ZM191 114H193L194 115V117H193V115H191ZM203 114V115H202ZM211 115V117L213 118V119H211V117H210V119H209V115ZM217 114L218 115H220L221 117H218L217 116ZM239 114H241V116H239ZM245 114V115H244ZM67 115V116H66ZM77 115V116H76ZM118 115V116H117ZM119 115H121V116H119ZM125 115V116H124ZM172 115H173V117H172ZM188 115H190V117L192 116V118H190ZM196 115V116H195ZM199 116V118L200 119H198V116ZM208 115V116H207ZM215 115V116H214ZM222 115H224V116H222ZM238 115V116H237ZM260 115H262V116H260ZM100 116H101V118H100ZM124 116V117H123ZM169 116V117H168ZM175 116V117H174ZM180 117V118H182V119H180L179 120V118L177 119V117ZM186 116V117H185ZM234 116H237V117H234ZM7 119H6V118ZM72 117V118H71ZM75 117V118H74ZM105 117V118H104ZM188 117V118H187ZM196 117V118H195ZM223 117V118H222ZM233 119H232V118ZM240 117H242L241 119H240ZM261 117V118H260ZM263 117V118H262ZM74 118V119H73ZM98 118H99V120L101 119V121L102 122H100L99 120H98ZM185 118V119H184ZM187 118V119H186ZM196 119L197 121H194V119ZM236 118H237V121H236ZM244 118V119H243ZM162 119V120H161ZM177 119V120H176ZM189 119H192L193 120V122L191 123V121L192 120H189ZM206 119V120H205ZM219 119V120H218ZM226 119H228L229 120V122L228 123H226L228 120H226ZM234 120V121H232V120ZM247 119V120H246ZM259 121H258V120ZM5 120H7V121H5ZM10 120V121H9ZM166 120H168L167 122H165ZM169 120H171V121H169ZM175 120V121H174ZM182 120V121H181ZM204 120V121H203ZM222 120V122H218V121H221ZM226 120V121H225ZM240 120H241V122H240ZM245 120V121H244ZM252 120H254V121H252ZM160 121H161V123H160ZM172 121H174V123H172ZM179 121V122H178ZM189 121V122H188ZM213 121H214V123H215V121H216V124H214L213 123ZM7 122H9V123H7ZM114 122V123H113ZM169 122V123H168ZM183 122V123H182ZM187 122L188 123H190V124H188V126H187ZM194 122H196L195 124H194ZM201 122H202V124L203 125H201ZM212 122V123H211ZM226 124H228V125H226ZM232 122H234V124H233V126L234 127H232ZM241 124H240V123ZM252 122V123H251ZM253 122H255V123H253ZM104 123V124H103ZM164 123V124H163ZM171 123V124H170ZM180 123H181V126H180ZM210 123V124H209ZM235 123H237V124H239V125H237L236 126V124ZM243 123V124H242ZM245 123V124H244ZM247 123V124H246ZM5 124H6V126H5ZM7 124H9V126L7 125ZM107 125V124H109L108 125V127L107 126H104V125ZM168 124V125H167ZM173 124V125H172ZM186 124V125H185ZM198 124H200V125H198ZM205 124V125H204ZM219 124V125H218ZM259 124V125H258ZM196 125V126H195ZM214 125V126H213ZM223 125H226V126H223ZM243 125H245V127L243 126ZM247 125V126H246ZM250 126V128H249V126ZM258 125V126H257ZM3 126V127H2ZM163 126H165V127H163ZM166 126L167 127H169V128H166ZM262 126V127H261ZM5 127H7V128H5ZM189 129H191V130H187L188 128ZM194 129H193V128ZM197 127V128H196ZM205 127V128H204ZM235 127H239V129L237 128V134H236V136H235V133H236V128ZM248 127V128H247ZM261 127V128H260ZM1 128H3V129H1ZM108 128H109V130H108ZM232 128V129H231ZM235 129V131H234V129ZM7 130V132H6V130ZM181 129V130H180ZM248 129V130H247ZM256 129V130H255ZM262 129V130H261ZM3 130H4V132H6L5 133V135H4V132H3ZM89 130V131H88ZM167 130V131H166ZM194 130V132H192ZM196 130V131H195ZM245 130V131H244ZM250 131V132H247V131ZM252 130H254V131H252ZM186 131H188L187 132V134H188V136H186L187 134L185 133ZM191 131V132H190ZM213 131V132H212ZM231 131L233 132V133H231ZM240 131H241V134H240ZM207 132V133H206ZM244 132L246 133V134H244ZM256 132V133H255ZM258 132V133H257ZM261 132H263V133H261ZM92 133V130H90V129H85V138L86 139H89L92 135H93V133ZM261 133V134H260ZM175 134V135H174ZM193 134V135H192ZM225 134V135H224ZM243 134V135H242ZM182 135V136H181ZM184 135L186 136V138L187 139H189V143H188V141H187V143L189 144V146H188V144H186V146H184L183 145V147H182V144H184V142H185V140H187L186 138H184ZM196 135V136H195ZM238 135V136H237ZM249 135V141L246 139V138H248L247 136ZM79 136V135H78ZM171 136V137H170ZM174 136V137H173ZM194 136V137H193ZM210 136V137H209ZM240 136V138H238ZM170 137V138H169ZM178 137V138H177ZM200 139H199V138ZM208 137H209V139H208ZM213 137V138H212ZM237 137V139H239V141L237 140V139H235ZM243 137V138H242ZM251 137V138H250ZM253 137V138H252ZM256 137V138H255ZM156 138V139H155ZM194 139V142H193V140L192 139ZM244 139V140H242V139ZM169 139H170V141H169ZM175 141V142H173V140ZM178 139V140H177ZM184 139V140H183ZM208 139V141L206 142V140ZM233 139H235L238 143H239V145H238V143L237 142H235V140L233 141ZM254 141H253V140ZM262 139V140H261ZM162 140V141H161ZM201 140V141H200ZM212 140V144H211V141ZM222 140H224V141H222ZM229 140H230V143H229ZM231 140L234 142V144H233V146H235V147H231L230 146V144H232L233 142H231ZM258 141V142H256L255 143V141ZM126 141V142H125ZM164 141H165V144H163L164 145V147H163V145H162V142L164 143ZM166 141H168V142H171L170 144L168 143V142H166ZM192 141V142H191ZM203 141H205V142H203ZM215 141H216V143H215ZM218 141V142H217ZM226 141V142H225ZM1 142H4V143H2L1 144ZM156 142V143H155ZM173 142V143H172ZM177 142H179V143H181V144H179L178 145V143ZM195 142H196V145H195ZM204 143V145L202 144V143ZM221 142V143H220ZM223 142H225V143H223ZM246 142V143H245ZM263 142V143H262ZM168 144V146H167V144ZM174 143H176V144H174ZM186 143V142H185ZM198 143H199V145H198ZM206 143V144H205ZM208 143V144H207ZM220 145H218V144ZM235 143H237V144H235ZM244 143H245V145H244ZM194 144V146H192ZM211 144V145H210ZM213 144H216V145H213ZM221 144H222V146H221ZM226 144V145H225ZM249 144V145H248ZM263 144V146H261ZM1 145H2V147H1ZM149 145H151L150 147L152 148H150L149 147ZM153 145V146H152ZM171 145L172 146H174V147H171ZM177 145V146H176ZM191 145V146H190ZM209 146L210 145V148L209 147H206V146ZM218 145V146H217ZM237 145V146H236ZM162 146V147H161ZM166 146H167V148H166ZM171 148H170V147ZM176 146V147H175ZM198 146L199 147H201V148H198ZM205 146V147H204ZM214 146L216 147L217 146V148L219 149L220 147L222 148V149H224V151L222 152V150H221V148L219 149L220 151V153L219 152H215L214 153V151H212V150H215L216 148H214ZM223 146H224V148H223ZM229 147V149H228V147ZM261 146V147H260ZM169 147V148H168ZM181 148L180 150L179 149H177V148ZM227 147V148H226ZM239 147V148H238ZM124 148H125V155L128 157L129 156V154H130V151H131V144L128 142V137H126L125 136V139H124ZM146 148L149 150L150 149V151H149V153H150V155L148 154L147 155V153H148V150H146ZM155 148V149H154ZM174 148L176 149L175 151V153L173 152L174 151ZM183 148H185V149H187V150H184ZM202 148H206L204 151H206V153L203 151V150H201ZM212 148V149H211ZM3 149H5V150H3ZM164 149H165V151H164ZM171 149H173V150H171ZM188 149H190V150H188ZM211 149V150H210ZM217 149V150H218ZM237 149V150H236ZM140 150V151H139ZM146 150V151H145ZM157 150V151H156ZM160 150H162V151H164V153L165 154H163V153H161L162 151H160ZM169 150V151H168ZM171 150V151H170ZM201 150V151H200ZM217 150H215V151H217ZM227 150V151H226ZM257 150V151H256ZM3 151V152H2ZM139 151V152H138ZM154 151V152H153ZM190 151V152H189ZM203 151V153H200V152H202ZM211 151V152H210ZM237 151V152H236ZM4 152H7V153H4ZM28 151L26 150V151H24V153L25 154H28L27 153ZM157 152H160V153H158L157 154ZM168 152H170V153H168ZM171 152H173V154L171 153ZM184 152V153H183ZM197 152H199V153H197ZM209 152V153H208ZM215 154H213V153ZM154 153V154H153ZM177 153H178V155H177ZM179 153H180V156H179ZM218 153V154H217ZM223 153V154H222ZM227 153H230V154H227ZM140 154V155H139ZM176 156H175V155ZM187 154V155H186ZM197 154L199 155V156H197ZM204 154V155H203ZM214 155V157L213 156H211V155ZM221 154V155H220ZM7 155V156H6ZM152 155V156H151ZM158 155V156H157ZM161 155V156H160ZM165 155V156H164ZM172 155H174V156H172ZM185 155V156H184ZM220 155V156H219ZM234 155V156H233ZM245 155V156H244ZM249 155V156H248ZM2 156V157H1ZM10 156V157H9ZM146 156V157H145ZM148 156V157H147ZM155 156V159H153L152 157H154ZM166 156H168V157H166ZM170 156H172V157H170ZM177 156H179V157H177ZM182 156H184V157H182ZM188 156V157H187ZM197 156V159L195 158ZM204 156V157H203ZM219 156V157H218ZM222 156V157H221ZM230 156V157H229ZM233 156V157H232ZM160 157H161V160H160ZM185 157H187V158H185ZM191 157V158H190ZM192 157H194V159H195V161H198V162H194V159L192 158ZM203 158V159H201V158ZM206 157H207V159H206ZM211 159H210V158ZM223 157H225V158H223ZM8 158V159H7ZM11 158V159H10ZM147 158V159H146ZM152 158V159H151ZM156 158L157 159H159L161 162H164V163H161L159 160H158V162H160V163H156ZM164 158H166V160L164 159ZM181 158V160L182 161H185L184 163L182 162V161H180L179 159ZM185 158V159H184ZM218 158H220V159H222L223 158V162H222V160H220V159H218ZM236 158V159H235ZM258 158V159H257ZM5 161H4V160ZM11 161H10V160ZM206 159V160H205ZM213 159V160H212ZM215 159H218L219 161H220V164H219V161L217 160V161H214ZM244 159H245V161L247 162V164L249 165V167L250 166H252L251 168H249L248 167V165H246V164H244V163H246V162H244ZM250 159L251 160H253V161H250ZM256 159L257 160H259V161H256ZM150 160V161H149ZM156 160V161H155ZM163 160V161H162ZM168 160V161H167ZM170 160H174V161H170ZM187 160H189V161H187ZM203 161L204 163H202L201 161ZM205 160V161H204ZM211 160H212V163H211ZM235 160V161H234ZM249 160V161H248ZM151 161H152V166H153V168L154 169H152V166H150L151 164ZM154 161V162H153ZM179 161V162H178ZM187 161V162H186ZM190 161H191V164H190ZM226 161V162H225ZM254 161H256L255 163H253ZM9 162H11V163H9ZM17 164V166H15L16 164ZM150 162V163H149ZM181 162V163H180ZM215 162L216 163H218V164H215ZM259 162V163H258ZM7 163V164H6ZM150 165H149V164ZM156 163V164H155ZM170 164L171 163V165H172V167H171V165H170V168H169V165L168 164ZM178 163V164H177ZM180 163V164H179ZM195 163V164H194ZM202 163V164H201ZM206 163V164H205ZM227 163V164H226ZM235 163V164H234ZM261 163V164H260ZM3 164H5V165H3ZM162 164V165H161ZM164 164V165H163ZM192 164H194V165H192ZM200 164V167L199 166H197V167H194V166H196V165H199ZM222 164V165H221ZM14 165V169H13V167L11 168V166H13ZM149 165V168L147 167ZM158 165V166H157ZM179 165V166H178ZM187 165H190V167L188 166L187 167ZM202 165V166H201ZM209 167H208V166ZM215 165H217V166H215ZM226 165H228V166H226ZM240 165H243V167L241 166L240 167ZM5 166H7V168L5 167ZM10 166V167H9ZM162 166L163 167H165V168H163V169H161L162 168ZM166 166H167V168L168 169H172V170H174L175 168H177V169H175L174 170V173H172V170H168L167 168H166ZM183 166H184V168L185 169H187V168H189V172L186 170V175H185V173H183L185 170H184V168H183ZM210 166H212V169H210L211 167ZM219 166V170H218V167ZM255 166V167H254ZM5 167V168H4ZM158 167V168H157ZM160 167V168H159ZM180 169H179V168ZM207 169H206V168ZM215 169H214V168ZM229 167H230V170H231V172L229 171ZM262 167V168H261ZM192 168H194V169H192ZM203 168H204V170H203ZM246 168V169H245ZM247 168H249V169H247ZM255 168V169H254ZM6 169V170H5ZM11 169V170H10ZM18 171H17V170ZM149 169V170H148ZM151 169V170H150ZM161 169V170H160ZM164 169H165V171H164ZM178 169H179V171H178ZM181 169L183 170V172L181 171ZM197 169H198V171H197ZM233 169V170H232ZM256 169H259V170H256ZM20 170V171H19ZM159 170V171H158ZM215 170V171H214ZM240 170H242L241 171V173H240ZM247 170H249L248 171V173L250 172H252L251 173V176H249V174L248 175H246V176H244L243 177V175L244 174H247ZM17 171V172H16ZM22 171V172H21ZM182 172V173H179V172ZM191 171H192V174H191ZM193 171H195L194 173H196L195 175H193L194 173H193ZM201 171V172H200ZM208 171H211V172H213L212 174L214 175H212V174H207V173H211V172H208ZM237 171V174L235 173V175H233V173L234 172H236ZM253 171H257V172H259V175H258V173L256 172V174L258 175V176H260V177H258L257 175H255V172L253 173ZM263 171V172H262ZM19 172V173H18ZM154 172V171H153ZM176 172H178L179 173V175L180 176H178L177 174H176ZM203 172V173H202ZM220 172V173H219ZM227 172H228V174H227ZM238 172H239V174H238ZM22 173V174H21ZM188 173H190L191 174V176H190V174H188ZM205 173V174H204ZM217 175H216V174ZM244 173V174H243ZM3 174V175H2ZM174 174H176V175H174ZM181 174H183V178L185 179H183L182 178V176H181ZM229 174H231V175H229ZM242 175L241 177H243V178H241L239 175ZM19 175H20V177H19ZM22 175V176H21ZM34 175V176H33ZM39 175V177H37ZM189 175V176H188ZM204 175H205V177L206 178H204ZM210 175H212V176H210ZM223 175H224V177H223ZM227 177H226V176ZM240 177V178H238V176ZM256 177H255V176ZM169 176V177H170ZM176 176V177H175ZM178 176V177H177ZM199 176V177H198ZM220 176V177H219ZM22 177V178H21ZM25 177V178H24ZM45 177V178H44ZM186 177L188 178V179H186ZM201 177V178H200ZM213 178V179H210V178ZM215 177V178H214ZM228 178V179H226V178ZM235 177H236V179H235ZM249 177V178H248ZM253 178V177H255V178H253L252 180L250 179V178ZM258 177V178H257ZM34 180H33V179ZM37 178V179H36ZM48 178V179H47ZM178 178V179H177ZM203 178V179H202ZM237 178H238V180H237ZM6 179V180H5ZM12 179V180H11ZM14 179V180H13ZM18 179H23V180H20L19 182H20V184L18 185L17 184V182H18ZM27 179V180H26ZM236 180V182L235 181H232V180ZM243 179H245V180H243ZM256 179V180H255ZM205 180H207V181H205ZM232 181V183L230 184L229 183V181ZM247 180H250V181H247ZM254 180H255V182H254ZM258 180V181H257ZM14 181H16V183L14 182ZM29 181H33V183L32 182H29ZM45 181V182H44ZM202 181H203V183H204V181L207 183H202ZM211 181H214V183H216V185H214V183L213 182H211ZM221 181L224 183L225 182V186L221 183ZM254 182V183H256L257 182V184L255 185V184H253L252 182ZM18 182V183H19ZM42 182H44V183H42ZM49 182V184L50 185H48L47 186V184L46 183H48ZM226 182H228V183H226ZM234 182V183H233ZM249 184H248V183ZM25 183H27V184H25ZM34 184L33 186L31 185V184ZM37 183H39V184H37ZM209 183H210V185H209ZM244 183H245V185H244ZM262 184V185H260V184ZM15 184H17L15 187H18V189L17 188H15V187H12V185L14 186ZM21 184H23V185H21ZM29 184H30V187H32V188H30V187H28L29 186ZM43 184V185H42ZM203 184V185H202ZM226 184H228V185H226ZM236 184V185H235ZM242 184V185H241ZM248 184V185H247ZM259 184V185H258ZM7 185H9V186H11L10 187V189H9V186H7ZM21 185V186H20ZM28 185V186H27ZM181 185H183V188H181L180 186ZM185 185V186H184ZM206 185L207 186H209V188H206ZM219 185V186H218ZM235 185V186H234ZM237 185H239V186H237ZM252 185H254V186H252ZM22 186H23V189H22ZM24 186H27L28 188L27 189H25L26 187H24ZM37 187L38 188V190L35 188V187ZM45 188H44V187ZM188 186V187H187ZM216 186H218V187H216ZM232 186H234V187H237V188H232ZM257 186H259L258 188H259V190L257 189ZM21 187V188H20ZM33 187H34V189H33ZM43 187V188H42ZM203 187H205V188H203ZM217 188V189H215V188ZM221 187H222V191H221ZM224 187H226L225 189H224ZM229 187V188H228ZM248 187V188H247ZM6 188V189H5ZM11 188H13L12 190H11ZM59 188V189H58ZM62 188V189H61ZM67 188V189H66ZM189 188V189H188ZM219 188H220V192H219ZM240 188H242V190L240 189ZM250 188H251V190H250ZM260 188H262L263 190H261ZM30 189H32V190H30ZM40 189V190H39ZM51 189V190H50ZM70 189H72V190H70ZM181 189V190H180ZM211 189V190H210ZM229 189H231V190H229ZM256 190L257 191V193H258V191H259V195H260V197L258 196V194H256L257 196V198L255 197V193H256V191L254 192L253 190ZM3 190V191H2ZM6 190V191H5ZM34 190H35V192H34ZM50 190V191H49ZM58 190V192L57 193H55L56 191ZM61 190L64 192V194H63V192H61ZM67 190V191H66ZM70 190V191H69ZM73 190H75V192L73 191ZM104 190H106V191H108L107 190V187L106 188H103V191ZM202 190V191H201ZM217 190H218V194H217ZM229 190V193H233V194H228L227 193V191ZM239 190V191H238ZM249 190V191H248ZM8 191V192H7ZM10 191V192H9ZM15 191V192H14ZM16 191H17V193H16ZM24 191V192H23ZM26 191V192H25ZM31 191H33L32 192V194H31ZM50 192L51 193V195H52V193H53V195L51 196L52 198H50V199H44V198H42V197H44V195H46V193H48V192ZM53 191H55V192H53ZM72 191V193H70ZM106 191H104L105 193H106V197H107V192ZM206 193H205V192ZM215 191V195H214V192ZM230 191H233V192H230ZM251 191H253L252 193H254V194H252L251 193ZM263 191V192H262ZM21 192V193H20ZM29 192V196H32V198L30 197V198H28L29 196H27L28 193ZM41 192H43V193H45V194H43V193H41ZM88 192V193H87ZM179 194H178V193ZM187 192V193H186ZM207 192H208V194H207ZM212 192V193H211ZM224 192V193H223ZM6 193L7 194H9V195H7L6 196ZM12 193V194H11ZM23 193V194H22ZM55 193V194H54ZM85 193V194H84ZM95 193H97V194H95ZM226 193L228 194V196L230 195V197L228 198V196L226 195ZM236 193V194H235ZM239 195H238V194ZM17 196V198L15 197V195ZM17 194H19V195H17ZM40 194V195H39ZM61 194V195H60ZM72 194V195H71ZM180 194H182L183 196H180ZM187 194V195H186ZM199 194V195H198ZM211 194V195H210ZM3 195V196H2ZM22 195V196H21ZM23 195H25L24 196V198H23ZM35 195H38V196H36V198H33V197H35ZM60 195V196H59ZM63 195V196H62ZM69 197H68V196ZM75 195V196H74ZM81 195H82V197H81ZM97 195V196H96ZM185 195H186V197H185ZM207 195H209V197L211 198H209V197H207ZM212 195H214V198L212 197ZM219 195V196H218ZM224 195V196H223ZM241 195V196H240ZM261 195L263 196V197H261ZM83 196H85V197H83ZM89 196V197H88ZM91 196V197H90ZM200 196V197H199ZM227 196V197H226ZM251 196H252V198H253V200H252V198H251ZM6 197V198H5ZM22 198V199H20V198ZM58 197H60L59 198V200L57 199ZM78 197H80V199L78 198ZM190 197V198H189ZM199 197V198H198ZM203 197L204 198H206V199H203ZM223 197V198H222ZM231 197H235V199L233 198V200L231 199ZM242 197H246L245 198V200H244V198H243V201H242V203H241V201L240 200H242ZM43 199V200H39V199ZM69 198V199H68ZM184 198V199H183ZM199 200H198V199ZM203 200H202V199ZM216 198H218V199H216ZM249 200H251V201H249ZM255 198V199H254ZM8 199H14V201L12 202V203H14L13 205H18V206H14L13 207V205H12V210H13V212L12 211H10L9 209H8V207L6 206V204L4 203V200H8ZM32 199H35V201L36 202H38V203H36L35 201L33 202V201H31ZM54 199H55V201H54ZM71 199H73V200H71ZM76 199V200H75ZM84 200V202H82V200ZM178 199L179 200H183V202H181L180 203V201L178 202ZM193 199V200H192ZM224 199V200H223ZM238 199V200H237ZM257 199V200H256ZM263 199V200H262ZM24 200V201H23ZM27 200V201H26ZM29 200V201H28ZM46 200V201H45ZM49 200V201H48ZM57 200V201H56ZM67 200V201H66ZM68 200H70V202L68 201ZM78 200H79V203H78ZM173 200V201H172ZM176 200V201H175ZM212 200V201H211ZM214 200V201H213ZM216 200V201H215ZM255 200L256 201H260L259 203L257 202H255ZM17 201V202H16ZM20 201H22V203L21 204H24L25 202V204L24 205H21V204H18V203H20ZM41 201H43V202H41ZM45 201V202H44ZM62 203H61V202ZM187 201V202H186ZM189 201V202H188ZM190 201H191V204H193V202H195L194 203V205L193 206H191V204H190ZM200 201V202H199ZM231 201V202H230ZM233 201V202H232ZM235 201V202H234ZM247 201V203H245V202ZM249 201V202H248ZM24 202V203H23ZM49 202V203H48ZM50 202H52L51 204L53 205H51L50 204ZM188 203V204H186V203ZM206 202V203H205ZM210 202L212 203V204H210ZM215 202H218V204L217 203H215ZM263 204H262V203ZM31 203V206L29 205ZM44 203V204H43ZM46 203H48V204H46ZM58 203V204H57ZM68 205H67V204ZM70 203V204H69ZM75 203V204H74ZM82 203H83V205H82ZM199 203V204H198ZM201 203V204H200ZM209 203V204H208ZM235 203V204H234ZM243 203H244V205H243ZM249 203H250V205H251V207H250V205H249ZM5 204V205H4ZM34 204H35V207H34ZM38 204V205H37ZM40 204V205H39ZM42 204V205H41ZM64 204V205H63ZM173 204H175L174 205V207H173ZM182 205L181 207H182V209L184 208V210H183V212H179V210H182L181 209V207H179L180 205ZM184 204V205H183ZM190 204V205H189ZM195 204H196V208L198 209V212H196L197 214H194L195 212H194V210L192 211V210H190L191 209V207H195ZM223 204H224V206L225 207H223ZM228 204V205H227ZM229 204L232 206V204H233V206H235V209H237V211L236 210H234V207H230L229 206ZM258 204V205H257ZM261 204V205H260ZM49 205V206H48ZM71 205H72V207H71ZM80 205V206H79ZM82 205V206H81ZM187 205H189V206H187ZM203 207H202V206ZM212 205V206H211ZM238 205H239V207H238ZM245 205H246V208H244L245 207ZM254 205H256V208L255 207H253ZM36 206H40V207H37L36 208ZM58 207V209L56 208V207ZM62 206V207H61ZM65 206H67V207H64ZM80 207V209L82 210V212H81V210L79 209V207ZM191 206V207H190ZM200 206V208H198ZM206 206V207H205ZM250 207V209L251 210H254V211H252L251 212V210H249L248 208ZM2 207V208H1ZM21 207V208H20ZM22 207H24V209L23 210H21V213H20V211H18V210H20V209H22ZM28 207V208H27ZM29 207H31V208H29ZM33 207H34V210H33ZM41 207H43L42 209H40ZM44 207H47V208H49V210L47 209L46 210V212H45V208ZM56 209H55V208ZM83 207H86L87 208V210L88 211H92V212H88L87 210H85ZM186 207H188L187 209L189 210V211H187V210H185V208ZM208 207V208H207ZM213 207V208H212ZM223 207V208H222ZM237 207V208H236ZM242 207H243V209H242ZM6 208H7V210H6ZM16 208H18V210L16 209ZM29 210H27V209ZM39 208V209H38ZM50 208H54L53 210L52 209H50ZM63 208V209H62ZM77 210H76V209ZM192 208V209H193ZM196 208H194V209H196ZM206 208L207 209H209V210H207V211H210V218H211V216H213L214 217V214L216 215L214 218H211V219H213L212 221H211V219L209 218V219H207V217H209V216H207V215H209V212H207L206 211ZM255 208V209H254ZM263 208V209H262ZM38 209V210H37ZM44 209V210H43ZM91 209V210H90ZM179 209V210H178ZM205 209V210H204ZM214 209H216V210H218V211H216V210H214ZM233 209V210H232ZM258 209V210H257ZM16 210V211H15ZM26 210V211H25ZM37 210V211H36ZM41 211V213H39L38 211ZM52 210V211H51ZM54 210H55V213H53L54 212ZM56 210H57V212H56ZM63 210V211H62ZM70 210H71V212H70ZM222 210V211H221ZM243 210V211H242ZM245 210H247V211H245ZM49 211H51V212H49ZM59 211V212H58ZM65 213V214H62L61 215V217H56V216H59V214L58 213ZM84 211V212H83ZM177 211V212H176ZM192 211V212H191ZM201 211H202V213H201ZM204 211H206V212H204ZM213 211V212H212ZM223 211H224V213H223ZM234 211V212H233ZM240 213H239V212ZM263 211V212H262ZM5 212L7 213V214H5ZM16 212V213H15ZM69 212V213H68ZM86 212H88V213H86ZM187 212V213H186ZM189 212V213H188ZM200 212V213H199ZM204 212V213H203ZM220 212V213H219ZM242 212V213H241ZM244 212V213H243ZM246 212H249V213H246ZM22 213H24V215L22 214ZM38 213H39V215L41 216H38ZM53 213V214H52ZM73 213H74V215L76 216H73ZM81 213H82V215H81ZM84 213L85 214H87L86 216H84ZM206 213H208L207 215H206ZM236 213V214H235ZM247 215H246V214ZM253 213H254V216H253ZM258 213V214H257ZM2 214V215H1ZM11 214V215H10ZM21 214V215H20ZM33 214H34V216H33ZM50 214V215H49ZM90 214V215H89ZM94 214H96V212L94 213ZM199 214H200V216H199ZM202 214V215H201ZM220 214L222 215V216H220ZM223 214L225 215V216H223ZM241 214H243V216L241 215ZM4 215H5V217H4ZM22 215L24 216V217H22ZM35 215L37 216L36 218H35ZM66 215H68V216H66ZM72 215V216H71ZM81 215V216H80ZM97 215V214H96ZM197 215V216H196ZM204 215V216H203ZM205 215L207 216V217H205ZM220 217H219V216ZM235 215H236V217H235ZM257 215V216H256ZM43 216H45V217H43ZM48 216V217H47ZM55 216V217H54ZM82 216H84V217H82ZM129 217V220H128V217ZM189 217L188 219H187V221H186V217ZM191 216H193V217H191ZM237 216L239 217V219L237 218ZM248 218H247V217ZM32 217V218H31ZM66 219H64V218ZM75 218V220H74V218ZM83 219H82V218ZM86 217L87 218H89V219H87V220H85L86 219ZM127 219H126V218ZM198 217V219L200 218V220H196V218ZM202 217H203V219H202ZM204 217H205V219L207 220V222L203 225L202 223H204L205 222V220H204ZM217 217V218H216ZM227 217H229V220H228V218ZM232 217H233V219H232ZM235 217V218H234ZM255 217V218H254ZM257 217V218H256ZM43 218V220H41ZM47 219V221L46 220H44V219ZM52 220H51V219ZM57 218V219H56ZM62 218L64 219V220H62ZM76 218H78V220L76 219ZM79 218H81L84 222H85V224H84V222L83 221H81ZM97 218V219H96ZM194 218V220H192ZM218 218H222V219H220V220H218ZM227 218V219H226ZM243 218H246V219H243ZM27 219V220H26ZM36 219V221H33V220H35ZM54 219V220H53ZM56 219V220H55ZM60 219H61V221H60ZM94 219L95 220H97V221H94ZM249 220V222L248 223H250L251 222V224H249V226H248V223H247V221ZM253 221H252V220ZM38 220V221H37ZM58 220V221H57ZM188 220H190V221H192V222H190V221H188ZM215 220H218L217 222L215 221ZM234 220H235V223H236V225L237 226H235L234 224ZM237 220V221H236ZM247 220V221H246ZM251 220V221H250ZM258 220V221H257ZM8 221V220H7ZM33 221V222H32ZM42 221H43V223H42ZM45 221L47 222V223H49V225L46 223L45 224ZM55 221H57V222H55ZM64 222V223H60V222ZM65 221L66 222H69L68 224V226L66 225V223H65ZM87 221V222H86ZM196 223H198V224H196ZM199 221V222H198ZM208 221H211V222H208ZM221 221V222H220ZM222 221H224V222H222ZM228 221V222H227ZM239 221V222H238ZM38 222H39V224H38ZM54 222V223H53ZM58 222H59V224H63V225H61V227L58 225ZM78 222H81V223H78ZM89 222V223H88ZM130 222V223H129ZM132 222V223H131ZM194 222V223H193ZM202 222V223H201ZM218 222H220V223H222V224H220V223H218ZM227 224H226V223ZM241 222V223H240ZM243 222V223H242ZM71 223V224H70ZM97 223H98V225H99V223H100V225L98 226L97 225ZM200 223V224H199ZM211 223V225H214V226H212V227H210V225L208 226V224H210ZM229 223V224H228ZM232 223V224H231ZM234 223V224H233ZM238 223H240L239 225H238ZM245 223V224H244ZM27 224V225H26ZM41 224V225H40ZM84 224V225H83ZM88 224V228L89 229H93L94 227H93V225L95 226V228L93 229V231L94 232H92V229H91V232H88L89 230H87V228L85 227L86 225ZM135 226H134V225ZM146 224V225H145ZM226 226H225V225ZM40 225V226H39ZM45 225V226H44ZM48 225V226H47ZM57 225V226H56ZM64 225H66V228H65V226ZM70 225H74L76 228H78L77 226H79V228L78 229H75V227L74 226H71L70 227ZM80 225H82L81 227H80ZM130 225H131V228H130ZM139 225V228L137 227ZM222 225H224V226H222ZM228 225H230L229 227H227ZM232 225V226H231ZM246 225H247V227H246ZM257 225V227L255 228V226ZM259 225V226H258ZM29 226V227H28ZM33 226V227H32ZM38 226V227H37ZM102 226V227H101ZM145 226V227H144ZM153 228H152V227ZM234 226L235 227H238V228H234ZM61 228L62 229V231H61V229L59 230V228ZM67 227H68V229H67ZM84 227V228H83ZM99 228V230H98V228ZM107 227H109V228H107ZM129 227V228H128ZM135 227V228H134ZM145 229H144V228ZM201 227V226H200ZM219 227V228H218ZM221 227H223V231H222V228ZM231 227V228H230ZM240 227V228H239ZM27 228H25V229H27ZM83 228V229H82ZM107 228V229H106ZM134 228V229H133ZM202 228V227H201ZM221 228V229H220ZM229 228V230H231V233H227L229 230H227ZM233 228V229H232ZM247 228V229H246ZM251 230H250V229ZM255 228V229H254ZM42 229V230H41ZM75 229V230H74ZM96 229V230H95ZM102 229V230H101ZM104 229V230H103ZM108 229H111V232L108 230ZM116 231H115V230ZM130 229V230H129ZM151 229H153V230H151ZM205 229V230H204ZM224 229H226V230H224ZM236 229V230H235ZM81 230H84V231H82L83 233H81V235L78 233V234H76L77 232L76 231H81ZM106 230H108V231H106ZM115 231V233L113 232V231ZM119 230V231H118ZM128 230H129V232H128ZM135 232L134 234H133V231ZM138 230H139V232H138ZM140 230H141V232H140ZM142 230H143V232L145 231L146 232V230H148L147 231V233H145V234H143V232H142ZM151 231V233H149L150 231ZM232 230H234V231H232ZM246 230V231H245ZM248 230L249 231H251V234H250V232L248 233ZM56 233H55V232ZM58 231V232H57ZM86 231H87V233H86ZM106 231V232H105ZM121 231V232H120ZM131 231V232H130ZM153 231H154V233H155V235L157 236H155L154 235V233H153ZM219 231L221 232V233H219ZM238 232V234H242V236H240V235H238L237 233L235 234L236 235V237L235 236H233L234 235V232ZM244 231H245V233H246V235H245V233H244ZM53 232V233H52ZM76 232V233H75ZM97 232V233H96ZM110 232V233H109ZM116 232H118V238L117 239H115L116 237H117V233ZM125 232H127L128 234H126ZM202 232V233H203ZM215 232V233H214ZM217 232L220 234V236H219V234H217ZM230 232V231H229ZM243 232V233H242ZM257 232V233H256ZM51 233V234H50ZM65 233V234H64ZM68 233V234H67ZM88 233H90V234H88ZM93 233H96L95 235H98V236H94V234ZM109 234V235H107V234ZM133 234V235H131V234ZM139 233H140V235H139ZM204 233V234H205ZM263 233V234H262ZM53 234V235H52ZM83 234V235H82ZM85 234V235H84ZM88 234V235H87ZM123 234V235H122ZM130 234V235H129ZM141 234H143V235H145V236H147V235H149V238H150V236H151V238L150 239H147L148 237H145V236H142ZM152 234V235H151ZM214 234H217L216 235V237L214 236V238L216 239H218V241H216L214 238H213V235ZM222 234H224V236H221ZM231 236V238L229 237V235ZM247 234L249 235V237H250V239L248 240V236H247ZM258 234V235H257ZM260 234V235H259ZM50 235H51V237H50ZM63 235V236H62ZM72 235H75V236H72ZM91 235H92V239H94V244L91 242V241H93L92 239H91ZM121 235V236H120ZM134 235L136 236V237H134ZM245 235V236H244ZM43 236V237H42ZM79 236V237H78ZM87 236V237H86ZM93 236H94V238H93ZM106 236H109V239L106 237ZM131 236V237H130ZM153 236L155 237V239L153 238ZM226 236V237H225ZM230 238V239H228V237ZM256 236V239H258L259 238V240H256L254 237ZM53 237V238H52ZM63 237V238H62ZM67 237H68V239H67ZM76 238V239H74V241H77L76 243H79L80 242V244L77 246L78 248L76 249L75 248V243H74V241H73V238ZM83 237V238H82ZM96 237V238H95ZM97 237H99V238H97ZM126 237V238H125ZM158 237H160V238H162V240L160 239V238H158ZM204 237H203V239H204ZM241 238V237H243V239H242V241L241 240H239L242 244L241 245H243L244 243H245V241L247 242V241H250V242H247L246 244H247V246L245 245H243V246H241L240 244H239V242H238V239L239 238ZM245 237L247 238V239H245ZM51 238H52V240H51ZM78 238L80 239V240H87L86 241V245H84L85 244V241L83 240L82 242L81 241H79L78 240ZM138 238L139 239H142V242H140L139 240H138ZM144 238H146L147 239V241L144 239ZM158 238V239H157ZM254 238V239H253ZM262 238V239H261ZM47 241H46V240ZM69 239H71V241L72 242H70V241H68ZM103 239H105V240H102ZM151 239H152V241L154 242V243H157L158 244V246H157V244H154L152 241H151ZM198 240V242H196L195 243V241H197ZM210 239V240H209ZM213 239V240H212ZM226 239H228V240H226ZM236 239V240H235ZM253 239V240H252ZM95 240H100L98 243V245H97V241L95 242ZM143 240H144V242H147L146 243V245H144L145 243L143 242ZM150 240V241H149ZM160 240V241H159ZM164 240V241H163ZM229 241V243H226L225 241ZM234 240V241H233ZM244 240V241H243ZM255 240V241H254ZM262 240V241H261ZM79 241V242H78ZM106 243H105V242ZM116 241V242H115ZM156 241V242H155ZM165 241H166V243H165ZM174 241V242H173ZM253 241H254V243H253ZM260 241H261V243L263 244H261L260 243ZM44 242V243H43ZM68 242H70L69 244H68ZM84 242V243H83ZM101 242H103V243H105V245H103V243H102V245H101ZM160 242H162L161 244H160ZM169 242V243H168ZM211 242H212V246L210 245L211 244ZM216 242H218L217 244H219V247H218V245L216 244ZM222 242V243H224V245H225V243H226V245L225 246H223V244L221 245L220 243ZM231 242H234V244H237V245H234L233 243H231ZM74 243V244H73ZM83 243V244H82ZM95 243H96V245L97 246H99L100 247V249H98L99 247H96V248H94L95 246ZM116 243V244H115ZM118 243H120V244H118ZM149 243V244H148ZM172 243H174L173 245H172ZM210 243V244H209ZM213 243H215L214 245H216V246H214L213 245ZM249 243H251V244H249ZM253 243V244H252ZM48 245V247H47V245ZM62 244H65V245H62ZM107 244V245H106ZM129 244H131V245H129ZM134 244V245H133ZM171 244V245H170ZM182 244V245H181ZM228 244V245H227ZM249 244V245H248ZM69 245H70V247H69ZM93 245V246H92ZM154 245V246H153ZM162 245V246H161ZM185 245V246H186ZM209 245V247L210 248H212L211 249V253L212 252H214L215 251V255H217V256H214L213 255V253H212V255H211V253L209 252L210 251V249H209V247H208V249L206 248V246H208ZM221 245V246H220ZM229 245H231V247L229 246ZM52 248H51V247ZM63 246V247H62ZM115 246V247H114ZM117 246V247H116ZM119 246V247H118ZM125 246V247H124ZM156 246V247H155ZM236 246V248H233V250H231V248L232 247H235ZM240 246V247H239ZM248 246H249V248H248ZM252 246V247H251ZM263 246V247H262ZM72 247H73V249H72ZM93 247V248H92ZM102 247H103V249H102ZM110 247V248H109ZM120 247H123V248H121L120 249ZM166 247V248H165ZM171 249H170V248ZM205 247V248H204ZM214 247L216 248L215 250H214ZM223 247V248H222ZM227 247H228V250H227ZM237 247H239V248H237ZM244 247V248H243ZM251 247V248H250ZM70 248H71V250H70ZM115 248H118V249H115ZM157 248V249H156ZM226 248V249H225ZM230 248V249H229ZM49 249H50V251H49ZM55 249V250H54ZM102 249V250H101ZM109 249H111V250H109ZM125 249V250H124ZM207 249V250H206ZM224 249H225V251H224ZM236 249V250H235ZM240 250V251H238V253H237V250ZM243 249H244V252H243ZM67 250H69V251H67ZM74 250H76V251H74ZM79 250V251H78ZM96 250V251H95ZM131 250V251H130ZM206 253V254H208V253H210V254H208V255H206L203 251ZM214 250V251H213ZM105 251H103V252H105ZM218 251V252H217ZM224 251V252H223ZM226 251H228V252H226ZM233 251V252H232ZM56 252V253H55ZM68 252H70V254H68ZM74 252V253H73ZM78 254H76V253ZM112 252H114L113 254L114 255H112ZM115 252H116V254H115ZM122 254H124V255H122ZM127 253L128 255H126L125 253ZM177 252V254L178 255H176L175 253ZM226 252V253H225ZM44 253V254H43ZM46 253V254H45ZM51 253H52V255H53V257H52V255H51ZM54 253L55 254H57V255H54ZM65 253V254H64ZM171 253H173V254H171ZM243 254V256L242 255H240V254ZM112 255V256H114V257H112V256H109V255ZM120 254H121V256H120ZM132 255V258H128V257H131V255ZM206 255V258H207V256H209V259H211V257H212V259L211 260H209L208 261V258L207 259H205V257L204 256H202V255ZM220 254H221V257H220ZM247 254H248V256H247ZM42 255H43V257H42ZM47 255V256H46ZM59 255V256H58ZM152 255V256H151ZM172 255V256H171ZM202 256V258H201V256ZM224 255V256H223ZM236 255V256H235ZM46 256V257H45ZM58 256V258H56ZM62 258H61V257ZM77 256H79L78 257V259H77ZM122 256L124 257L125 256V258H126V260H125V258H123L125 261H121L122 260ZM126 256H128V257H126ZM174 256H176V257H174ZM231 256H233V259H231L232 257ZM238 256H239V258H238ZM141 257V258H140ZM217 257V258H216ZM231 257V258H230ZM235 257V258H234ZM42 258V259H41ZM48 260H47V259ZM63 258H64V260H63ZM135 258V259H134ZM174 260H173V259ZM201 260H200V259ZM219 258V259H218ZM242 260H241V259ZM41 259V260H40ZM44 259V260H43ZM59 259H60V262H59ZM78 261H77V260ZM42 260H43V263H42ZM62 260V261H61ZM117 260H119V263H118V261ZM157 260V261H156ZM207 262H206V261ZM228 260H230V261H228ZM53 261V262H52ZM217 261H218V263H217ZM232 261V262H231ZM242 261V262H241ZM245 261H247V262H245ZM226 262V263H225ZM261 264V263H259V262H256V264Z\"/></svg>",
    "mask_w": 264,
    "mask_h": 264
},
{
    "label": "bare ground",
    "instance_id": "obj_2",
    "mask_svg": "<svg viewBox=\"0 0 264 264\" xmlns=\"http://www.w3.org/2000/svg\"><path fill=\"white\" fill-rule=\"evenodd\" d=\"M28 1H30V0H0V95H1V98L2 99H0V101H3L2 102V110H3V112L5 113V115L8 117V118H10V120H11V125H10V133L9 134H7L6 135V139H4L5 140V144H4V148L6 147V150H7V152L9 153V155L12 157V161H16V163L18 162L19 163V165L22 167V169H23V171H24V173L27 175V174H34V173H38V174H40V176L42 175V174H46L47 175V177H49L50 178V184L51 183H53L55 186H53V185H51V186H49L51 189H53V187H55L54 189H56V187H58L57 185H61L62 186V188L64 189V187L63 186H68V189H69V187L70 188H73V189H76L78 192V194L79 193H82V192H85V191H88L89 193L90 192H94V191H98V197H94V199L93 200H91V201H87L86 202V200H85V202H84V200H82V202H84V203H86V204H88L91 208H92V210L93 211H95L96 212V214H94L92 211H88L87 210V208L86 207H83L85 210H87L88 212H92L93 214H89L90 216H88V217H91L90 219L89 218H87L86 217V219L85 220H87V219H89L90 220V222H91V219H93V217H95V216H97V218H98V220L102 223V225L103 224H105V225H107V226H109V227H118V228H120L121 227V230L122 229H124V228H122V219H123V217L124 216H126V215H128V216H130V218H132V222H135V224L137 225V223L138 224H140L141 222H145L146 224L148 223V224H151L152 226L154 225H156L155 226V233H156V231L158 232L156 235L157 236H160V235H162V234H160V233H163L164 234V236L166 237V239L167 240H170V239H177L179 242H178V244L179 243H183L182 241H184V239H187L186 241H188V243L189 244H185L184 246L182 245V246H178L179 248H182L181 249V251H180V255H178L177 254V252L175 253L176 255H178L177 256V259H178V262L180 263V264H202V263H204V261L201 263V261L199 262L198 261V255H197V253L199 254V250L200 249H202L203 248V246L202 245H207L208 243H207V238H210L211 237V234H207V235H209L208 237H204L205 235H206V230L203 232V227H205L206 225H204L206 222H207V220L205 219V217H207V216H209V217H207V219H209L210 218V211H207V210H209V209H207L206 208V211L207 212H209V215H207L208 213H206V215H205V217H204V220H205V222L204 223H202L204 226H202L200 223V225L199 226H196L195 224H192V225H190V224H186L185 223V219H183L182 217H184L183 215H185L184 213H185V211L183 212V210H184V208L182 209V205H180L179 207H181V209L182 210H179V212L181 211V212H183V215L181 216V218H179V217H177V216H175L173 213H172V211L170 210V208L169 207H171L172 206V203H171V205L170 204H168L169 202H167V200L169 199H167V197H169L170 196V199H171V197L173 196V194H175V195H177L175 192L176 191H178L177 189L179 188V186L177 185V184H180L181 182H183L182 180H181V178H179L180 180H181V182L179 183L178 181H180V180H178L177 182H175V181H171L174 177H172V179H171V176L170 175H172V174H170V172L169 171H167V172H169V176L166 174L167 172L165 171V169H164V171L166 172H163V173H161V171H159V172H156L155 170H152V174H150V173H147V170H146V168L145 167H143L142 165H144V161H145V158H144V160L143 161H141L142 159L141 158H143L142 156H141V158H140V156H138V154L136 153L137 152V150L140 148L141 149V147H143L144 145H146L149 141H152V142H154L152 139L154 138V136L155 135H157V136H159V139H160V136H161V139H167V137L169 136V134H168V136L166 137V135H165V133H164V131H162V129L160 128V126L162 125H158L159 123H158V121H159V119L162 117V115H164V114H162V112L164 111V110H161V109H159L156 105H155V103H156V101H155V103L154 102H151V100H150V102H148V101H146L147 103L145 104V103H143V101H142V103L140 102V105H135L134 107H132V108H130L131 109V111H132V114H131V117H130V120H129V124H128V129H127V131L126 132H124L123 131V129H122V127L120 126V120H118V121H116L113 125H111V121H110V126H111V130L112 131H110V132H115L114 134V137H112L113 138V143H114V146L115 147H113L112 145L110 146V144H109V141H108V137H106V134H104V133H102V132H100V129H99V127H98V125L97 124H95L93 121H91L90 119H88V117L85 115V114H87V113H85L84 112V110H86V108L83 110V108L85 107V105H84V107L83 108H81L82 107V104H83V102H82V100H81V102H82V104H78V105H81V107H79V108H77V104H75L76 106V108L78 109V116L76 117L77 119H76V122H77V127H78V129H79V132H78V135H77V133L76 132H74V130L72 129V126L70 125V123H69V121H67L66 119H65V117H64V115L62 114V112H61V110L59 109L60 107H62L63 109H67V107H69L70 109L72 108V107H70V106H66V104H67V100H68V94H69V87H66L67 85L69 86V84L71 83L70 82V80L68 81V79H65V77H64V79L66 80V81H68L69 82V84H67V85H65V83H63V82H60L61 80H59V81H57V80H52V79H49V77H48V75L46 76V71H45V66L46 65H48V67H50L49 65H51V67L49 68V69H51L52 68V66L54 65V68H55V66H57V67H59V68H61L62 70H63V72H65L66 73V75H68V76H70L71 78H73V79H75V80H77V82H79L80 84H83V85H88V81L87 80H89L90 82H91V80L88 78H86L85 76L86 75H89L88 73L85 75V73L84 72H82L81 71V67H79V63H78V58L81 60V57H76L77 58V60L75 59V58H71L72 57V54H73V50H72V47H73V45H70L71 44V42H69L70 44H68V47L69 46H72L71 47V50L68 48V47H65V49L66 48H68L69 50H70V52H72V54H71V60L70 61H65V57H64V55H63V52L62 53H60V54H57L56 52V54L50 49V47L52 46V44H51V46H49L50 45V42H51V40H50V42H48V35H47V37L46 38H44L45 39V41H46V39H47V42L49 43V45L44 41V39L42 40L41 39V33L42 32H44V30L43 31H39V29H40V27H39V29H38V26L40 25H38L37 26V24L36 25H29L28 23V25L25 23V22H23V21H25L27 18H25V20H21L20 19V12L22 11V10H24V9H26L25 7H26V4H28ZM33 1V0H32ZM32 1H30V2H32ZM46 1V0H45ZM63 1V5H64V2L66 3L65 5H67V7L69 6V2L68 1H70V0H62ZM67 1V2H66ZM79 1V0H78ZM90 0H85V2H89ZM93 1V0H92ZM91 1V2H92ZM135 1V0H134ZM133 1V2H134ZM158 1H160V0H158ZM162 1V0H161ZM167 1V0H166ZM178 1V0H177ZM192 2H195L196 3V1L194 0H191ZM210 2H211V0H209ZM213 1V0H212ZM216 1H218V0H216ZM253 1V0H252ZM44 2V1H43ZM48 2V1H47ZM56 2H58L57 0H56ZM61 2V1H60ZM91 2H89V4L91 3ZM97 2V1H96ZM96 2H94L95 3V5L93 4V3H91L92 5L91 6H96L97 7V4H96ZM105 2V1H104ZM137 2V1H136ZM141 2V1H140ZM170 2V1H169ZM179 2V1H178ZM189 2H190V0H189ZM200 2V1H199ZM208 2V1H207ZM226 2V1H225ZM234 2V1H233ZM236 2V1H235ZM234 2V3H235ZM248 2V1H247ZM254 2V1H253ZM259 2H260V0H259ZM258 2V3H259ZM33 3V2H32ZM39 3V2H38ZM42 3V2H41ZM46 3V2H45ZM45 3L44 4H42L41 6H44L45 5ZM50 3V2H49ZM59 3V2H58ZM68 3V4H67ZM73 3V4H72ZM72 3H70V4H72V5H74V3H75V5H76V0H75V2L73 1ZM100 3V2H99ZM115 3V2H114ZM135 3V2H134ZM185 3H187V1L185 2ZM200 3H202V1L200 2ZM228 3H230L231 4V2H228ZM238 3V2H237ZM261 3H263V2H261ZM34 4V3H33ZM53 4H54V1H53ZM60 4H62V2L60 3ZM102 4V3H101ZM109 4V3H108ZM126 4H128V3H126ZM164 4H168V3H164ZM163 4V5H164ZM178 4V3H177ZM180 4V3H179ZM194 4V3H193ZM192 4V5H193ZM221 4V3H220ZM239 4V3H238ZM249 4H251V2H249ZM252 4H254V3H252ZM257 4V3H256ZM51 5H52V1H51ZM56 5L58 6L59 4H57L56 3ZM78 5H80L79 3H78ZM111 5V4H110ZM109 5V6H110ZM149 5V7H150V4H148ZM163 5H161V6H163ZM168 5H170V4H168ZM188 5V4H187ZM189 5H191V4H189ZM197 5H198V2L196 3V7H195V4H194V9L195 8H198L197 7ZM203 5V4H202ZM216 5H217V3H216ZM228 5V4H227ZM235 5V4H234ZM264 3L261 5L263 8H264ZM35 8H36V6L35 5H33ZM32 5H31V7H33ZM50 6V5H49ZM55 6V5H54ZM84 6H86V7H83V9H86L87 10V4H85ZM90 6V7H91ZM98 6H99V4H98ZM108 6V7H109ZM111 6H113V5H111ZM136 6V5H135ZM146 6V5H145ZM157 6V5H156ZM156 6H155V8H156ZM161 6H160V8H161ZM221 6V5H220ZM233 6V5H232ZM238 6H240V5H238ZM38 7H40V6H38ZM52 7V6H51ZM59 7H60V5H59ZM74 7V6H73ZM102 8H103V6H101ZM100 7V8H101ZM107 6H105V8H106ZM107 7V8H108ZM113 7H115V6H113ZM123 7V6H122ZM144 7V6H143ZM151 7H153V3H152V6ZM158 8H159V6H157ZM164 8H165V6H163ZM170 8H171V5L169 6ZM204 7V6H203ZM228 7V6H227ZM230 7H231V5H230ZM236 8H238L237 6H235ZM234 7V8H235ZM249 7V6H248ZM247 7V8H248ZM256 9L258 8V6H254ZM259 7H260V5H259ZM262 7H260L261 8V10H264V9H262ZM33 9V10H35V11H37L36 9ZM56 8V7H55ZM66 8V7H65ZM64 8V9H65ZM71 8V7H70ZM97 8H99V7H97ZM101 8V9H102ZM105 8H103V9H105ZM183 8V7H182ZM200 8V7H199ZM198 8V9H199ZM210 8H211V6H210ZM244 8H246V7H244ZM251 8V7H250ZM250 8H248V12H250L249 11V9ZM37 9H39V8H37ZM45 9H47V7H45ZM45 9H43L44 11H45ZM50 9V8H49ZM64 9H62V12H63V10ZM68 9V11H70L69 10V7L67 8ZM66 9V10H67ZM73 9V8H72ZM75 9V8H74ZM79 9H81V8H79ZM89 9V8H88ZM95 9V8H94ZM93 9V10H94ZM113 9V8H112ZM118 9V8H117ZM124 9V8H123ZM135 9V8H134ZM152 9V8H151ZM151 9H149V10H151ZM163 9V8H162ZM162 9H161V11H162ZM179 9H180V7H179ZM190 9H193V6H192V8H190ZM189 9V10H190ZM212 9H214V8H212ZM211 9V10H212ZM223 9V8H222ZM221 9V10H222ZM242 9V8H241ZM252 9H253V5H252ZM256 9H254V11L256 10ZM31 10V9H30ZM30 10L29 9H27V11H25V16L27 17V14L28 15H30L29 14V12H30ZM33 10H31V11H33ZM40 10V9H39ZM39 10H38V12H39ZM75 10H78V9H75ZM82 10V9H81ZM81 10H78V11H81ZM106 10V9H105ZM108 10V9H107ZM109 10H111V8H109ZM116 9H114V11H115ZM125 10V9H124ZM184 10V9H183ZM183 10H182V13H183ZM210 10V9H209ZM216 10V9H215ZM245 10V9H244ZM244 10H242V11H244ZM251 10V9H250ZM40 11H42V10H40ZM59 11H61V9L59 10ZM77 11V12H78ZM84 11V10H83ZM92 11V10H91ZM96 11H98V10H96L95 9V12ZM103 11V13H104V10H102ZM126 11V13L128 12L129 14H130V11H127V10H125ZM124 11V12H125ZM156 11V10H155ZM158 11H160L159 9H158ZM168 11H170L169 9H168ZM175 11V10H174ZM178 11V10H177ZM198 11V10H197ZM203 11H205V9L203 10ZM208 11V10H207ZM220 11V10H219ZM235 11V10H234ZM253 11V10H252ZM257 11H259V10H256V12ZM43 12V11H42ZM53 13H54V9H53V11H52ZM57 12H58V9H57ZM65 12V11H64ZM63 12V13H64ZM74 12V11H73ZM73 12H71V13H73ZM94 12V11H93ZM106 13H107V11H105ZM110 12H112V10L110 11ZM117 12H119V11H117ZM121 12V11H120ZM132 12V11H131ZM165 12H167V11H165ZM192 11H190V13H191ZM194 12V11H193ZM215 12V11H214ZM226 12V11H225ZM239 12V11H238ZM261 12V11H260ZM260 12H257V13H260ZM27 13V14H26ZM35 13H37V12H35ZM34 13V14H35ZM43 13H45V12H43ZM50 14H51V12H49ZM75 13L76 12H74L73 14H72V16L74 17V15H75ZM78 13H81V12H78ZM82 13H84V12H82ZM86 13H89V11L87 10L86 11ZM101 13V12H100ZM102 13V14H103ZM123 13V12H122ZM127 13V14H128ZM140 13V12H139ZM181 13V14H182ZM190 13H189V15H190ZM198 13V12H197ZM204 13V12H203ZM224 13V12H223ZM229 13V12H228ZM231 13H233V12H231ZM242 13V12H241ZM243 13H246V12H243ZM252 13V12H251ZM253 13H255V12H253ZM38 14V13H37ZM36 14V15H37ZM39 14H40V12H39ZM42 14V13H41ZM47 14H48V11H47ZM49 14V15H50ZM69 14V13H68ZM85 14V13H84ZM92 13H90V15H91ZM108 14V13H107ZM110 14H114L113 12L112 13H110ZM109 14V16H111ZM125 14V13H124ZM133 14V13H132ZM158 14V13H157ZM156 14V15H157ZM166 14H168V12L166 13ZM192 14H194V13H192ZM191 14V17L193 16ZM201 14H202V11H201ZM230 14V13H229ZM233 14H235V12L233 13ZM248 15H250L249 13H247ZM262 14H264V13H262ZM262 14H260V15H262ZM22 15V14H21ZM43 15H45V14H43ZM51 15H53V14H51ZM71 15V14H70ZM70 15H69V17H70ZM82 15V17L84 16L83 14H81ZM119 15V14H118ZM120 15H122V14H120ZM119 15V16H120ZM137 15H138V13H137ZM161 14H158L157 16V18H159V16H160ZM172 15V14H171ZM182 15H184V14H182ZM195 15V14H194ZM203 15V14H202ZM222 15V14H221ZM226 15V14H225ZM237 15V14H236ZM242 15V14H241ZM246 15V14H245ZM244 15V16H245ZM248 15H247V17H248ZM252 15V14H251ZM250 15V16H251ZM32 16V15H31ZM35 16V15H34ZM40 16V15H39ZM39 16H38V18H39ZM46 16V15H45ZM53 16H55V15H53ZM59 16V15H58ZM57 16V17H58ZM64 16V15H63ZM76 16V15H75ZM80 16V15H79ZM100 16H101V14H100ZM115 16V15H114ZM130 16V15H129ZM128 16V17H129ZM187 16H188V14H187ZM231 16V15H230ZM234 17H236L235 15H233ZM243 16V15H242ZM255 16V15H254ZM60 17V16H59ZM65 17H67V15L65 14ZM72 17V18H73ZM102 17L104 18V15H102ZM102 17H101V19H102ZM112 17H113V15H112ZM118 17V16H117ZM123 17V16H122ZM124 17H126V16H124ZM123 17V18H124ZM132 17V16H131ZM130 17V18H131ZM152 17V16H151ZM150 17V18H151ZM155 17V16H154ZM172 16H170V13H169V18H171ZM186 17V16H185ZM185 17H184V20H185ZM189 17V16H188ZM195 17L197 18L198 16L197 15H195ZM200 17V16H199ZM210 17V16H209ZM233 17V18H234ZM246 17V16H245ZM253 17V15L251 16V17H249V19L250 18H252ZM29 18V17H28ZM33 18H37V17H33ZM72 18H70V19H72ZM75 18V17H74ZM95 18H97V17H95ZM94 18V19H95ZM116 18V17H115ZM129 18V19H130ZM149 18V17H148ZM201 18V17H200ZM217 18V17H216ZM219 18H221V17H219ZM226 18V17H225ZM232 18V19H233ZM262 18H263V16H262ZM53 19H54V17L52 18V21H53ZM81 19V18H80ZM94 19H92V20H94ZM98 19V18H97ZM99 19H100V17H99ZM100 19V20H101ZM108 19V18H107ZM122 19V18H121ZM128 19V18H127ZM140 18H138V20H139ZM166 19V18H165ZM168 19V18H167ZM178 19V18H177ZM176 19V20H177ZM243 19H245V20H247V21H249V19H247V18H243ZM38 20V19H37ZM59 20V19H58ZM64 20V19H63ZM62 20V21H63ZM104 20H106L105 18L103 19V21ZM109 20H110V17H109ZM108 20V21H109ZM118 20H120V19H118ZM137 20V21H138ZM145 20V19H144ZM150 19H148L147 21H149ZM174 21H175V19H173ZM187 20V19H186ZM195 20V19H194ZM197 20H199V19H197ZM209 20V19H208ZM211 20V19H210ZM213 20V19H212ZM221 20V19H220ZM251 20V19H250ZM259 21L261 20V19H258ZM34 21V20H33ZM54 21H55V19H54ZM60 21H61V19H60ZM73 21H74V19H73ZM96 21V20H95ZM98 21V23H99V20H97ZM110 21H112V20H110ZM115 21H117V20H115ZM114 20H113V22H115ZM122 21H123V19H122ZM151 21V20H150ZM206 22H207V19L205 20ZM219 21V20H218ZM241 21H243V20H241ZM253 21V20H252ZM29 22V21H28ZM37 22V21H36ZM42 22V21H41ZM40 22V23H41ZM66 22V21H65ZM74 22H77V21H74ZM74 22H72V24L76 27V24L74 23ZM82 22V21H81ZM139 22V21H138ZM177 22V21H176ZM191 22V21H190ZM193 22V21H192ZM196 22V21H195ZM209 22V21H208ZM223 22H226V21H222V23ZM240 22V21H239ZM245 22V21H244ZM250 22V21H249ZM255 22V21H254ZM29 23H31V22H29ZM56 23V22H55ZM63 23V22H62ZM69 23V22H68ZM91 23V22H90ZM92 23H93V21H92ZM96 23V22H95ZM95 23H93V25H95ZM102 23V22H101ZM116 24H117V22H115ZM130 23V22H129ZM133 23V22H132ZM148 23V22H147ZM171 24V22H168L167 24ZM179 24H180V27H181V24L182 23H180V22H178ZM187 23H189V22H187ZM201 23V22H200ZM229 23V22H228ZM247 24H248V22H246ZM35 24V23H34ZM52 24H54L53 22H52ZM58 24H60V23H58ZM79 25L80 24H82V23H78ZM84 24V23H83ZM86 24V23H85ZM106 24V23H105ZM174 24V23H173ZM178 24V25H179ZM190 24H192V23H190ZM197 24V23H196ZM199 24V23H198ZM197 24V25H198ZM205 24V23H204ZM225 24V23H224ZM223 24V25H224ZM227 24V23H226ZM234 24H235V22H234ZM233 24V25H234ZM243 24V23H242ZM241 24V25H242ZM245 24V23H244ZM255 24V23H254ZM56 25V24H55ZM54 25V27H56ZM69 25V24H68ZM68 25H66L67 27H70V26H72L71 24H70V26H68ZM87 25H89V23H87ZM87 25H85L86 27H87ZM103 25V24H102ZM111 25V24H110ZM110 25H109V27H110ZM147 25V24H146ZM149 25V24H148ZM196 25V26H197ZM203 25V24H202ZM232 25V26H233ZM249 25H252V24H249ZM248 25V26H249ZM53 26V25H52ZM51 26V27H52ZM63 26H64V23H63ZM83 26V25H82ZM84 26V27H85ZM90 26V25H89ZM116 26V25H115ZM134 26V25H133ZM141 26H142V23H140V28H141ZM174 26H176V25H174ZM226 27H227V25H225ZM235 26H236V24H235ZM243 26V25H242ZM245 26V25H244ZM264 26V25H263ZM41 27H43V26H41ZM77 27H78V25H77ZM76 27V28H77ZM80 27V26H79ZM100 27V26H99ZM124 27V26H123ZM216 27V26H215ZM230 27V26H229ZM246 27V26H245ZM244 27V28H245ZM48 28V27H47ZM57 28V27H56ZM55 28V29H56ZM62 28V27H61ZM60 28V29H61ZM71 28H73V27H71ZM88 29L90 28V27H87ZM94 28V27H93ZM114 28V27H113ZM112 28V30H116V28H117V26H116V28L115 29H113ZM131 28V27H130ZM168 28H170V27H168ZM172 28V27H171ZM236 28H237V26H236ZM240 28H241V26H240ZM257 28V27H256ZM63 29H64V27H63ZM62 29V30H63ZM67 29V28H66ZM69 29V28H68ZM67 29V30H68ZM74 29V28H73ZM78 29L79 28H77L76 30H77V32H79L78 31ZM81 29V28H80ZM79 29V30H80ZM82 29H84L83 27H82ZM109 28L107 27L106 28V30H108ZM118 29V28H117ZM124 29V28H123ZM135 29H136V27H135ZM137 29H139L138 27H137ZM142 29V28H141ZM156 29V28H155ZM164 29V28H163ZM177 29V28H176ZM175 29V30H176ZM204 29H208V27L207 28H204ZM216 29V28H215ZM214 29V30H215ZM230 29V28H229ZM242 29V28H241ZM247 29V28H246ZM253 29V28H252ZM61 30V31H62ZM65 30V29H64ZM64 30H63V33L65 34V32H64ZM93 30V29H92ZM100 30H102V28H100ZM99 30V31H100ZM119 30H121V29H119ZM143 30H145V29H143ZM167 30V29H166ZM183 30V29H182ZM212 30V29H211ZM210 30V31H211ZM219 30H221V29H219ZM248 30H249V28H248ZM250 30H251V27H250ZM250 30H249V33L251 34L252 33V31L250 32ZM57 31H58V29H57ZM69 31H70V29H69ZM68 31V32H69ZM75 31V30H74ZM82 32H83V30H81ZM108 31H110V30H108ZM127 31V30H126ZM136 31V30H135ZM146 31V30H145ZM169 32H173V30L172 31H170V30H168ZM209 31V32H210ZM228 31V30H227ZM236 31V30H235ZM242 31V30H241ZM245 31V30H244ZM41 32V33H40ZM59 32V31H58ZM87 32V31H86ZM89 32V31H88ZM92 32V31H91ZM96 32H97V30H96ZM111 32V31H110ZM110 32H108V34H110ZM113 32V31H112ZM119 32V31H118ZM117 32V33H118ZM130 32V31H129ZM133 32V31H132ZM131 32V33H132ZM179 32H180V30H179ZM206 32V31H205ZM232 32H234V31H232ZM246 32V31H245ZM244 32V33H245ZM258 32V31H257ZM264 32V31H263ZM46 33V32H45ZM53 33V32H52ZM52 33H51V35H52ZM55 33H57L56 31H55ZM60 33V32H59ZM59 33H58V35H57V38H55L54 36H52V38L51 39H53V37H54V41H55V39H56V42L57 41H60V40H57L58 38H60V36H59ZM71 33H72V29H71ZM70 33V34H71ZM79 33H81V32H79ZM105 33V32H104ZM114 33V32H113ZM126 33V32H125ZM138 33V32H137ZM187 33H189L188 31H187ZM221 33V32H220ZM231 33V32H230ZM68 35H69V37L71 38V36L73 37V35H71L70 36V34L69 33H67ZM75 34V33H74ZM83 34V33H82ZM106 34V33H105ZM146 34H148V33H146ZM167 34V33H166ZM169 34V33H168ZM172 34V33H171ZM175 34H176V32H175ZM210 34L212 35L213 33H211L210 32ZM222 34H224V33H222ZM234 34H235V32H234ZM239 34V33H238ZM241 34V33H240ZM239 34V35H240ZM63 35V34H62ZM81 35V34H80ZM83 35H85V34H83ZM83 35H82V37H83ZM93 35V34H92ZM107 35V34H106ZM114 35V34H113ZM136 35V34H135ZM142 35V34H141ZM216 34L214 33V36H215ZM226 36H227V34H225ZM236 35H237V32H236ZM238 35V38L240 37ZM244 35H246V34H243L241 37H245ZM252 35V34H251ZM59 36V37H58ZM86 36V35H85ZM85 36H84V39H82V41H87L86 39H85ZM93 36H95V35H93ZM110 36L113 38L114 36H112L111 34H110ZM134 36V35H133ZM154 36V35H153ZM166 36V38H167V35H165ZM169 36V35H168ZM174 36V35H173ZM179 36V35H178ZM210 36V35H209ZM232 36H233V33H232ZM246 36H248V35H246ZM64 37H66V34H65V36H63L62 38H64ZM68 37V36H67ZM68 37V39H70ZM75 37H76V35H75ZM81 36H79L78 38H80ZM145 37V36H144ZM150 37V36H149ZM148 37V38H149ZM162 37H164V35L162 36ZM161 36H160V40L161 39H163ZM170 37H172V36H170ZM188 37V36H187ZM190 37V36H189ZM205 37H208L207 35L205 36ZM218 37V36H217ZM234 37V36H233ZM49 38H50V36H49ZM78 38H75V41H77L76 39H78ZM111 38V39H112ZM151 38V37H150ZM155 38V37H154ZM153 38V39H154ZM166 38H164L165 40H166ZM173 38V37H172ZM209 38V37H208ZM207 38V39H208ZM215 38H216V36H215ZM248 38H249V36H248ZM61 39V38H60ZM65 39V38H64ZM93 39V38H92ZM95 39V38H94ZM118 39V38H117ZM168 39V38H167ZM236 39V38H235ZM242 39V38H241ZM243 39H246V38H243ZM52 40V41H53ZM74 40V39H73ZM89 40V39H88ZM96 40V39H95ZM94 40V41H95ZM119 40V39H118ZM145 40V39H144ZM165 40H163V41H165ZM170 40H172L171 38H170ZM249 40V39H248ZM247 39H246V41L245 40H240V38H239V41L241 42V41H245V42H247L248 41ZM262 40V39H261ZM260 40V41H261ZM65 41V40H64ZM66 41H68L67 40V38H66ZM74 41V42H75ZM93 41V42H94ZM96 41H98V40H96ZM112 41V40H111ZM151 41V44H152V40H150ZM162 41V40H161ZM169 41V40H168ZM236 40H234V42H235ZM78 43L77 44H79V42H80V40L79 41H77ZM88 42V41H87ZM90 42H92V41H90ZM110 42V41H109ZM158 42V41H157ZM166 42V44H167V40L165 41ZM59 43V42H58ZM61 43V42H60ZM84 42H82L80 45H83V48H85V46H84V44L85 45H87V46H89L90 44H93V43H84ZM98 43H100V42H98ZM97 43V44H98ZM105 43H106V41H105ZM156 43V42H155ZM169 43H171V42H169ZM168 43V44H169ZM174 43V42H173ZM201 43V42H200ZM236 43H238V42H236ZM249 43V42H248ZM114 44V43H113ZM160 44H161V42H160ZM243 44V43H242ZM247 44V43H246ZM250 44V43H249ZM58 46H59V44H57ZM57 45H55V46H57ZM61 45V44H60ZM80 45H79V47H80ZM94 45H96V44H94ZM100 45V44H99ZM158 45V44H157ZM177 44H175V46H176ZM182 45V47H183V44H181ZM204 45V44H203ZM239 45V44H238ZM248 45V44H247ZM247 45H246V49L248 48L247 47ZM250 45H252V44H250ZM255 45H257V43L255 44ZM75 46H77V45H75ZM103 46V45H102ZM109 46V45H108ZM108 46H106V47H108ZM169 46V45H168ZM171 46V45H170ZM169 46V49L171 48ZM212 46H213V44H212ZM233 47H235L234 45H232ZM61 46H59V47H55V48H57V50H58V48H60ZM62 47H63V45H62ZM78 47V48H79ZM99 47V46H98ZM147 47V46H146ZM158 47V46H157ZM166 47V46H165ZM199 47V46H198ZM214 47V46H213ZM231 47V46H230ZM232 47V48H233ZM253 47H254V45H253ZM74 48V47H73ZM81 48H82V46H81ZM91 48H94V47H91ZM90 48V49H91ZM104 48V47H103ZM161 48H163V47H161ZM185 48H186V46H185ZM196 48V47H195ZM218 48V47H217ZM216 48V49H217ZM236 48V47H235ZM63 49V48H62ZM68 49H67V53H68ZM88 49H89V47H88ZM87 49V50H88ZM95 50L97 49V48H94ZM92 50L93 51V53H95L96 51L95 50ZM105 49V48H104ZM104 49H102V50H104ZM150 48H148V50H149ZM164 49V48H163ZM172 49V48H171ZM174 49V48H173ZM197 49V48H196ZM198 49H200V48H198ZM205 49V47L203 48V50ZM224 49V48H223ZM234 49V48H233ZM242 49L244 50V48L242 47ZM249 49V48H248ZM75 50V49H74ZM78 50V49H77ZM77 50H75L76 52H78ZM102 50H101V53H102ZM185 50V49H184ZM187 50V49H186ZM239 50V49H238ZM60 51V50H59ZM61 51H63V50H61ZM65 51V50H64ZM95 51V52H94ZM107 51H108V49H107ZM106 51V52H107ZM153 51H155V50H153ZM172 51V50H171ZM199 51V50H198ZM197 51V52H198ZM200 51H202V50H200ZM199 51V52H200ZM206 51V50H205ZM224 51V50H223ZM226 51V50H225ZM235 51V50H234ZM237 51V50H236ZM249 51H251L250 49H249ZM248 51V52H249ZM257 52H258V50H256ZM255 51V52H256ZM84 52V51H83ZM155 52H157V51H155ZM162 52V51H161ZM193 52V51H192ZM198 52V53H199ZM208 53H209V51H207ZM238 52V51H237ZM247 52V53H248ZM252 52H253V50H252ZM103 53H105L104 51H103ZM177 53V52H176ZM188 53V52H187ZM227 53V52H226ZM226 53H224V54H222L221 53V55L220 56H223V55H225ZM228 53H230V51L228 52ZM235 53V52H234ZM245 53H246V50H245ZM244 53V55H246ZM259 53V52H258ZM64 54H66V53H64ZM70 54V53H69ZM74 54H76V55H78L77 53H75L74 52ZM81 54V53H80ZM83 54H86V52L85 53H83ZM89 54V53H88ZM100 54V53H99ZM115 54H117V53H115ZM160 54H162V53H160ZM172 54H173V52H172ZM182 54V53H181ZM199 54H201V53H199ZM198 54V55H199ZM203 54H205V53H202V56H199V59H200V57L201 58H204V56H203ZM207 54V53H206ZM205 54V55H206ZM218 54V53H217ZM240 54V53H239ZM242 54V53H241ZM240 54V55H241ZM250 54V53H249ZM255 54V53H254ZM257 54V53H256ZM263 54V53H262ZM261 54V55H262ZM102 55H104V54H102ZM101 54H100V56H102ZM106 55L107 54H105V58H106ZM180 55V54H179ZM178 55V56H179ZM65 56H67V55H65ZM87 56V55H86ZM95 56V55H94ZM97 56V55H96ZM196 56V55H195ZM226 56V55H225ZM231 56V55H230ZM234 56V55H233ZM232 56V57H233ZM237 56H239V55H237ZM254 56V55H253ZM262 56H264V55H262ZM75 57V56H74ZM84 57H85V55H84ZM89 57H90V54H89ZM138 57V56H137ZM146 57V56H145ZM160 57H161V55H160ZM185 57H186V55H185ZM194 56H192L191 58H193ZM212 57V56H211ZM217 57V56H216ZM216 57H215V59H216ZM224 57V56H223ZM227 57H229V56H227ZM83 58V57H82ZM86 58V57H85ZM95 58V57H94ZM94 58H93V61H92V58H90L91 59V61L89 60V59H87V60H89L90 62H89V64L90 63H92V62H94ZM110 58V57H109ZM129 58V57H128ZM188 58V57H187ZM190 58V59H191ZM195 58V57H194ZM193 58V59H194ZM196 58H198V57H196ZM209 58V57H208ZM231 58V57H230ZM240 58V57H239ZM241 58H242V56H241ZM240 58V59H241ZM246 58V57H245ZM97 58H95V60H96ZM101 59V58H100ZM199 59H197V60H199ZM212 59H214V58H212ZM212 59H208V60H211L210 61V63L212 62ZM215 59H214V61H215ZM220 59V58H219ZM222 59H224V58H221V60ZM234 59V58H233ZM243 59H244V57H243ZM243 59H241L242 61H243ZM246 59H248V58H246ZM245 59V60H246ZM84 60H86V59H82V61H84ZM99 60V59H98ZM102 60H104V59H102ZM149 60H151V59H149ZM161 60H162V57H161ZM192 60V59H191ZM196 60V61H197ZM202 60V59H201ZM204 60V59H203ZM202 60V61H203ZM206 57H205V62H206ZM225 60V59H224ZM244 60V62H242V63H246L247 64V62ZM261 60H262V57H261ZM108 61H111V60H107L106 62L108 63ZM190 61V60H189ZM201 61V62H202ZM213 61V62H214ZM216 61H217V59H216ZM215 61V62H216ZM233 61V60H232ZM240 60L238 59V62H239ZM248 61V60H247ZM258 61H260V60H258ZM88 62V61H87ZM100 62V61H99ZM102 62V61H101ZM112 62V61H111ZM153 62H154V60H153ZM162 62V61H161ZM195 62V61H194ZM217 62H219V61H217ZM221 62V61H220ZM219 62V63H220ZM227 62V61H226ZM229 62V61H228ZM227 62V63H228ZM80 63H81V61H80ZM95 63V62H94ZM103 63H105V60H104V62H102V64ZM113 63V62H112ZM122 63H123V61H122ZM152 63V62H151ZM182 63H183V61H182ZM196 63V62H195ZM202 63H204V62H202ZM202 63H201V65H202ZM219 63H218V65H219ZM230 63H231V61H230ZM251 63V62H250ZM263 63V62H262ZM100 65V63H98L97 62V65ZM101 64V65H102ZM106 64V63H105ZM105 64H103V65H105ZM191 64H192V61H191ZM197 64H198V62H197ZM206 64H208V63H206ZM211 64H213V63H211ZM216 64V63H215ZM221 64V63H220ZM261 64V63H260ZM264 64V63H263ZM263 64H261V65H263ZM82 65V64H81ZM80 65V66H81ZM98 65V66H99ZM108 65V64H107ZM118 65H119V63H118ZM131 65H133V64H131ZM155 63H154V67H155ZM159 65H161L160 63H159ZM183 65V64H182ZM204 65V64H203ZM234 65V64H233ZM239 65V64H238ZM238 65H237V67H238ZM257 65V64H256ZM85 66H86V64H85ZM110 66V65H109ZM116 66V65H115ZM120 66V65H119ZM189 67H191V65H188ZM208 66H209V64H208ZM223 66V65H222ZM257 66H259V65H257ZM84 67V66H83ZM101 67V66H100ZM104 67H106V66H104ZM112 67V66H111ZM116 67H118V66H116ZM158 67H160V66H158ZM193 67V66H192ZM206 67H207V65H206ZM205 67V68H206ZM213 67V66H212ZM211 67V68H212ZM214 67H216V66H214ZM221 67V66H220ZM224 67V66H223ZM241 67V66H240ZM246 67V66H245ZM245 67H243V69L245 68ZM252 67V66H251ZM254 67H255V65H254ZM54 68H52V69H54ZM79 68H81V69H79ZM89 68V67H88ZM96 68H97V66H96ZM160 68H163L162 66L160 67ZM164 68H165V66H164ZM197 68V67H196ZM210 68V69H211ZM226 68V67H225ZM225 68L223 69V70H225ZM260 68V67H259ZM90 69V68H89ZM94 69V68H93ZM107 69V70H106ZM114 69V68H113ZM116 69V70H115ZM114 70H115V72L117 71V68H115ZM132 69V68H131ZM150 69V68H149ZM153 68L151 67V70H152ZM154 69H156V68H154ZM195 69V68H194ZM193 69V70H194ZM203 69V68H202ZM221 69V68H220ZM234 69H237V68H234ZM242 69V68H241ZM256 69H258V67L256 68ZM263 69H264V67H263ZM47 71H48V69H46ZM83 70V69H82ZM85 70V69H84ZM88 70V69H87ZM94 70H96V69H94ZM93 70V71H94ZM103 70L104 69H102L101 70V74L103 73V75L102 76H104V73L105 72H103ZM105 70L106 71H108V72H110L109 71V69L106 67L105 68ZM118 70H119V68H118ZM148 70V69H147ZM162 70V69H161ZM161 70H158V71H161ZM192 70V71H193ZM207 70H208V68H207ZM214 70H215V68H214ZM214 70H211V72L213 73V71ZM232 72L231 73H233L234 71H233V67H232ZM90 71V70H89ZM92 71V70H91ZM100 71V70H99ZM111 71H113V70H111ZM209 71V70H208ZM208 71H207V73H208ZM218 70H216V72H217ZM236 71V70H235ZM255 71V70H254ZM260 71H263V70H261L260 69ZM63 72H61V73H63ZM88 72V71H87ZM95 72V71H94ZM96 72H98V71H96ZM114 72V71H113ZM119 72V71H118ZM121 72V71H120ZM210 72V71H209ZM229 72V74H231ZM54 73V71L52 70V74ZM57 73V72H56ZM65 73H64V75H65ZM90 73V72H89ZM122 73V72H121ZM159 73V72H158ZM191 73V72H190ZM202 73H205V72H202ZM219 73H221V72H219ZM218 73V74H219ZM224 73H225V75H226V71H224ZM256 73V71L254 72V74ZM111 73H107V78L109 77L108 75H110ZM113 74H116V73H112V75ZM122 74H124V73H122ZM121 74V75H122ZM126 74V73H125ZM128 74V73H127ZM126 74V75H127ZM199 74V73H198ZM217 74V75H218ZM234 74H235V72H234ZM253 74V75H254ZM258 74V73H257ZM256 74V75H257ZM264 74V73H263ZM65 75V76H66ZM92 75V74H91ZM111 75V76H112ZM120 75V74H119ZM126 75H124V79H126L125 78V76ZM130 75V74H129ZM133 75V74H132ZM148 75V74H147ZM195 75V74H194ZM202 76H203V74H201ZM200 75V76H201ZM206 75V74H205ZM211 75V74H210ZM224 75V74H223ZM222 75V73H221V77L223 76ZM231 75H233V74H231ZM261 75V74H260ZM93 76V75H92ZM101 76V77H102ZM106 76V75H105ZM104 76V77H105ZM141 76V75H140ZM145 76V75H144ZM156 76V75H155ZM193 76V75H192ZM209 76V75H208ZM234 76V75H233ZM60 77H62V75H60ZM114 77V76H113ZM112 77V78H113ZM118 78V76H115V78ZM121 77V76H120ZM119 77V78H120ZM122 77H123V75H122ZM132 76L130 75V78H131ZM161 77V76H160ZM207 77V76H206ZM232 77V76H231ZM252 77H254V76H252ZM57 78V77H56ZM55 78V79H56ZM59 78V77H58ZM69 78V77H68ZM71 78H69V79H71ZM97 78V77H96ZM112 78L110 79L109 78V80L110 81H112ZM115 78H113V79H115ZM118 78V79H119ZM133 78H135V75H134V77H132L131 79H132V81H134L133 80ZM190 78H191V76H190ZM208 78H210V77H208ZM236 78H238V77H236ZM236 78L234 77V82L236 81ZM94 79V78H93ZM118 79H117V81H118ZM123 79V78H122ZM122 79H120V80H122ZM145 79V78H144ZM218 79H221V78H217L216 79V81L218 80ZM262 79H263V77H262ZM72 80V79H71ZM95 80H97L98 82H100L98 79H95ZM108 80V79H107ZM128 80V79H127ZM127 80H125V81H127ZM135 80H136V78H135ZM176 80V79H175ZM178 80H180V79H178ZM178 80H177V82H178ZM191 80V79H190ZM192 80H193V78H192ZM201 80V79H200ZM199 80V81H200ZM210 80H212L211 78H210ZM256 80V79H255ZM65 81V82H66ZM94 81V80H93ZM117 81H115L116 83H117ZM130 81V80H129ZM151 81V80H150ZM168 82H170V80H167ZM167 81L165 82V86H166V83H167ZM203 81V80H202ZM213 81V80H212ZM219 81V80H218ZM222 81H224V80H222ZM254 81V80H253ZM73 82V81H72ZM89 82V83H90ZM98 82H97V84H98ZM115 82H114V84H111V86H115ZM119 82V81H118ZM154 82V81H153ZM176 82V81H175ZM176 82V83H177ZM193 82V81H192ZM198 82V81H197ZM215 82V81H214ZM227 82V81H226ZM225 82V83H226ZM237 82V81H236ZM235 82V83H236ZM240 82V81H239ZM257 82V81H256ZM259 82V81H258ZM257 82V83H258ZM65 85H63V84ZM95 83V82H94ZM102 83H104V82H102ZM107 83V82H106ZM106 83H104L102 86H104ZM108 83H112V82H109L108 81ZM107 83V84H108ZM127 83V82H126ZM125 83V84H126ZM131 83V82H130ZM132 83H134V82H132ZM160 83H162V81L160 82ZM213 83V82H212ZM106 84V85H107ZM121 85V82L120 83H118V85ZM128 84V83H127ZM163 84H164V82H163ZM168 84V83H167ZM193 84V83H192ZM216 84V83H215ZM214 84V85H215ZM220 84H221V80H220ZM222 84H223V82H222ZM227 84V83H226ZM229 84V83H228ZM236 84H238V82L236 83ZM261 84V83H260ZM76 85V84H75ZM89 85H91V84H89ZM95 86V88L97 87V85H95V84H92V86ZM99 85V84H98ZM110 85V84H109ZM109 85L108 86H106V87H109ZM117 85V86H118ZM130 85V84H129ZM128 85V86H129ZM135 85V84H134ZM148 85V84H147ZM154 85V84H153ZM160 85V84H159ZM179 85V84H178ZM177 85V86H178ZM196 84L194 83V85L193 86H195ZM224 85V84H223ZM230 85V84H229ZM259 85V84H258ZM263 85V84H262ZM73 86V85H72ZM82 86V85H81ZM93 86V87H94ZM113 86V87H114ZM126 85H122V86H118L116 89H112V87H110V89L109 88H106V89H109V90H103V88L100 90V88L99 87H101V86H99L98 88V90H96V89H94V90H96V92H95V94H97V95H102V98H103V94H106V96H107V98L109 97V99L111 100V101H113V102H118V104L119 103H129L130 102V100L132 101L133 99H135L136 100V98H133L132 99V97L133 96H135L136 95V97L138 98V95L137 94H141V93H139L140 92V90H139V92L137 91V92H135V94L133 93H131L130 91H128L129 89L128 88H126L125 87ZM127 86V87H128ZM131 86V85H130ZM136 86V85H135ZM141 86H142V83H141ZM140 85H139V88L141 89V88H143V90H144V88H145V90H147V89H149V87L146 89V87H141ZM172 86V85H171ZM170 86V88H169V86H168V88H169V90L170 91H172L173 90V88ZM176 86V85H175ZM174 86V87H175ZM198 86V85H197ZM200 86H201V84H200ZM199 86V87H200ZM228 86V85H227ZM235 86V85H234ZM237 86V85H236ZM239 86V85H238ZM255 86V85H254ZM253 86V88H255ZM261 85H259L258 87H260ZM78 87V86H77ZM77 87L75 86V88L77 89ZM93 87H92V90H93ZM157 87V86H156ZM155 87V88H156ZM202 87H203V84H202ZM215 87V86H214ZM224 87V86H223ZM222 87V88H223ZM229 87H231V85L229 86ZM228 87V88H229ZM256 87H257V85H256ZM85 88H87V87H85ZM90 88V87H89ZM138 87H136V89H137ZM154 88V87H153ZM167 88V89H168ZM171 88H172V90H171ZM189 88V87H188ZM196 87H194V89H195ZM198 88V87H197ZM209 88V87H208ZM207 88V89H208ZM74 89V88H73ZM91 89V88H90ZM162 89V88H161ZM165 89V88H164ZM163 89V91H165ZM175 89H177V87H175ZM194 89L192 90V91H194ZM204 89V88H203ZM214 89V88H213ZM217 89H218V87H217ZM225 89L227 90V88L225 87ZM240 89V88H239ZM243 89V88H242ZM258 89V88H257ZM260 89H261V87H260ZM75 90V89H74ZM80 90V89H79ZM82 90V89H81ZM135 90V89H134ZM142 90V91H143ZM178 91H180L179 90V88L177 89ZM196 90V89H195ZM198 90V89H197ZM209 90V89H208ZM207 90V91H208ZM211 90V89H210ZM223 90V89H222ZM231 90H232V87H231ZM76 91V90H75ZM74 91V92H75ZM91 91V90H90ZM89 91V92H90ZM148 91V90H147ZM151 91H152V89H151ZM154 91V90H153ZM177 91V92H178ZM201 91H203L202 89H201ZM206 91V92H207ZM224 91V90H223ZM230 91V90H229ZM238 91H240V90H238ZM250 91V90H249ZM76 92H79L78 90L76 91ZM93 92V91H92ZM93 92V93H94ZM149 92V91H148ZM147 92V93H148ZM173 92H176V91H174L173 90ZM181 92V91H180ZM183 92V91H182ZM182 92L180 93V94H178L177 93V96L179 95H181L182 94ZM198 92V91H197ZM228 92V91H227ZM231 92V91H230ZM229 92V93H230ZM241 92V91H240ZM91 93V92H90ZM166 93V92H165ZM168 93V92H167ZM170 93V92H169ZM172 93V92H171ZM192 93V92H191ZM199 94H197V95H200V91L198 92ZM203 93V92H202ZM201 93V94H202ZM211 93V92H210ZM225 93V92H224ZM234 93H235V96H236V93L237 92H235L234 91ZM83 94V93H82ZM87 94H89V93H87ZM150 94V93H149ZM153 94H154V92H153ZM186 94V93H185ZM215 94V93H214ZM239 94V93H238ZM257 94L258 93H256V97H257ZM261 94V93H260ZM260 94H258V95H260ZM80 95V94H79ZM97 95L95 96V98L97 97ZM133 95V96H132ZM142 95V94H141ZM163 95L165 96L166 94H164L163 93ZM169 95V94H168ZM171 95L172 94H170L169 95V97H171ZM203 95V94H202ZM206 95V94H205ZM217 95V94H216ZM222 95V94H221ZM242 95V94H241ZM83 95H80V97H82ZM88 96H90V95H88ZM94 96V95H93ZM140 96V95H139ZM144 96H147L146 94L145 95H143V98H144ZM155 96V95H154ZM159 96V95H158ZM176 96V95H175ZM178 96V97H179ZM182 96V95H181ZM193 96H194V94H193ZM212 96V95H211ZM228 96H229V94H228ZM227 96V97H228ZM246 96V95H245ZM261 96V95H260ZM152 97V96H151ZM150 97V98H151ZM156 97V96H155ZM168 97V96H167ZM167 97H165V98H167ZM194 97H196V96H194ZM198 97V96H197ZM196 97V98H197ZM200 97V96H199ZM198 97V98H199ZM208 97V96H207ZM231 97V96H230ZM240 97V96H239ZM83 98V97H82ZM86 98H87V95H86ZM85 98V99H86ZM97 98H99V97H97ZM100 98H101V96H100ZM141 97H139L137 100L139 101V99H140ZM147 98V97H146ZM157 98V97H156ZM155 98V99H156ZM174 98V96L172 95V99ZM180 98V97H179ZM179 98H177V99H179ZM187 98V97H186ZM201 98H203L204 99V96H202ZM210 98V97H209ZM222 97H220V99H221ZM233 98V97H232ZM241 98V97H240ZM240 98H238V96H237V98L236 99H240ZM258 98V97H257ZM257 98H256V100H257ZM92 99H93V97H92ZM142 99V98H141ZM152 99V101H153V99L154 98H151ZM163 99H164V97H163ZM168 99V98H167ZM175 99H176V97H175ZM175 99L173 100V101H175ZM200 99V98H199ZM205 99H207L208 100V98H205ZM214 99H218V98H216V97H214ZM259 99V98H258ZM262 99V98H261ZM143 100V99H142ZM159 100V99H158ZM188 100H189V98H188ZM188 100H185V103H186V101H188ZM210 100V99H209ZM219 100V99H218ZM222 100V99H221ZM231 100H233V99H231ZM235 100V99H234ZM255 100V99H254ZM255 100V101H256ZM75 101V100H74ZM73 101V102H74ZM160 101L161 100H159V103H160ZM168 101V100H167ZM170 101V100H169ZM172 101V100H171ZM171 101L169 102V103H171ZM179 101V100H178ZM177 101V102H178ZM182 101V100H181ZM181 101H179V105H176V104H174V103H171L172 105L174 104V105H176V107L174 108V110L177 108V106L179 107L180 106V104L181 103H183V102H181ZM193 101V100H192ZM220 101V100H219ZM241 101H242V99H241ZM255 101H254V105L256 104L255 103ZM88 102V101H87ZM90 102V101H89ZM176 102V101H175ZM176 102V103H177ZM188 102H190V101H188ZM195 102H196V100H195ZM212 102V101H211ZM214 102V101H213ZM217 102V101H216ZM245 102V104H246V101H244ZM243 102V103H244ZM249 102V101H248ZM264 102V101H263ZM75 103V102H74ZM165 103V102H164ZM196 103H198V102H196ZM209 103V102H208ZM215 103V102H214ZM217 103H219V102H217ZM217 103H215V104H217ZM221 103V102H220ZM235 103V105H236V107H237V105L239 104L240 105V103H238V100H237V102L235 101L234 102ZM236 103H238V104H236ZM243 103H241V104H243ZM0 104H1V102H0ZM93 104V103H92ZM132 104V103H131ZM137 104V103H136ZM244 104V105H245ZM68 105H69V103H68ZM133 105H134V103H133ZM163 105V104H162ZM170 105V104H169ZM187 105V104H186ZM186 105H184L185 107H186ZM226 105V104H225ZM263 105H264V103H263ZM92 106V105H91ZM98 106V105H97ZM164 107H166L165 106V104L163 105ZM183 105H181L180 107H181V109H182V111H183V108H185L184 106L182 107ZM189 106H190V104H189ZM188 106V107H189ZM203 106V105H202ZM214 106V104L211 106V107H213ZM218 106H220V104L218 105ZM256 106V105H255ZM262 106V105H261ZM102 107V106H101ZM160 107V106H159ZM162 107V106H161ZM168 107V106H167ZM166 107V108H167ZM174 107V106H173ZM179 107V108H180ZM199 107V106H198ZM207 107V106H206ZM217 107V106H216ZM243 107H245V106H243L242 105V107L241 108H243ZM89 108H91V107H89ZM103 108V107H102ZM187 108V107H186ZM193 108H195V107H193ZM200 108H202L201 106H200ZM218 108V107H217ZM225 108V107H224ZM223 108V109H224ZM255 108V107H254ZM129 109V110H130ZM162 109H163V107H162ZM169 109H170V107H169ZM172 109V108H171ZM171 109H170V111H171ZM198 108H195V110H197ZM203 109V108H202ZM209 109H211V108H208L207 110H209ZM222 109V108H221ZM231 109V108H230ZM233 109V108H232ZM232 109H231V112H232ZM238 109H239V107H238ZM244 109V108H243ZM162 112H161V111ZM165 110H168V108L167 109H165ZM173 110V111H174ZM178 111H179V109H177ZM191 110V109H190ZM189 110V111H190ZM192 110H194V109H192ZM191 110V111H192ZM205 110V109H204ZM206 110V111H207ZM213 110H216V109H214V107L211 109V112L213 111ZM254 110H256V108L254 109ZM88 111H91V112H94V109H93V111L92 110H88ZM96 111V110H95ZM101 111V110H100ZM182 111H180L179 113H176V112H174L173 114H179L180 115V117H182L181 116V112ZM185 111V110H184ZM187 111V110H186ZM191 111H190V113H191ZM205 111V112H206ZM217 111V110H216ZM234 111V110H233ZM260 111V110H259ZM0 112H1V110H0ZM3 112H1V114H3ZM90 112V113H91ZM209 112V111H208ZM211 112H210V114H211ZM214 113H215V111H213ZM227 112H229V110L227 111ZM226 111H225V113H222V114H225V115H228V114H226L227 113ZM237 112H239L238 110H237ZM261 112V111H260ZM259 112V113H260ZM68 113V112H67ZM76 113V114H77ZM89 113V112H88ZM98 113V112H97ZM104 113V112H103ZM185 113V112H184ZM183 113V114H184ZM187 113V112H186ZM185 113V114H186ZM192 113H193V111H192ZM197 113V112H196ZM218 113V112H217ZM230 113V112H229ZM99 114V113H98ZM105 114H107V113H105ZM105 114H103V115H105ZM170 115H171V112L169 113ZM175 114V115H176ZM198 114H199V112H198ZM234 114V113H233ZM235 114H237V113H235ZM261 114V113H260ZM263 114V113H262ZM95 115V117H96V114H94ZM165 115H168V114H165ZM191 115H193V114H191ZM203 115V114H202ZM209 115V114H208ZM207 115V116H208ZM212 116H213V113L211 114ZM211 115H209V119H210V117H211ZM215 115H216V113H215ZM214 115V116H215ZM229 115H231L232 116V114H229ZM229 115L227 116V117H229ZM245 115V114H244ZM264 115V114H263ZM67 116V115H66ZM91 116L93 117V115L91 114ZM99 116V115H98ZM97 116V117H98ZM101 116H102V114H101ZM101 116H100V118H101ZM118 116V115H117ZM119 116H121V115H119ZM125 116V115H124ZM123 116V117H124ZM189 117H190V115H188ZM196 116V115H195ZM198 116V115H197ZM200 116V115H199ZM199 116H198V119H200L199 118ZM217 116L218 117H221L220 115H218L217 114ZM222 116H224V115H222ZM238 116V115H237ZM237 116H234V117H237ZM239 116H241V114H239ZM260 116H262V115H260ZM96 117V118H97ZM122 117V116H121ZM169 117V116H168ZM172 117H173V115H172ZM175 117V116H174ZM177 117V116H176ZM180 117H177V119L179 118V120L180 119H182V118H180ZM184 117V116H183ZM186 117V116H185ZM193 117H194V115H193ZM264 117V116H263ZM262 117V118H263ZM3 118H4V114H3ZM6 118V117H5ZM72 118V117H71ZM75 118V117H74ZM73 118V119H74ZM90 118V117H89ZM105 118V117H104ZM188 118V117H187ZM186 118V119H187ZM190 118H192V116L190 117ZM196 118V117H195ZM214 118V117H213ZM212 117H211V119H213ZM223 118V117H222ZM232 118V117H231ZM238 118V117H237ZM237 118H236V121H237ZM242 117H240V119H241ZM261 118V117H260ZM7 119V118H6ZM176 119V120H177ZM185 119V118H184ZM194 119V118H193ZM233 119V118H232ZM231 119V120H232ZM244 119V118H243ZM9 120V121H10ZM98 120H99V118H98ZM162 120V119H161ZM189 120H192V119H189ZM206 120V119H205ZM219 120V119H218ZM226 120H228V119H226ZM225 120V121H226ZM247 120V119H246ZM258 120V119H257ZM2 120H0V122H1ZM5 121H7V120H5ZM100 122H102L101 121V119L99 120ZM168 120H166L165 122H167ZM169 121H171V120H169ZM175 121V120H174ZM174 121H172V123H174ZM182 121V120H181ZM194 121H197L196 119H194ZM204 121V120H203ZM232 121H234V120H232ZM245 121V120H244ZM252 121H254V120H252ZM259 121V120H258ZM3 122V121H2ZM179 122V121H178ZM189 122V121H188ZM187 122V126H188V124H190V123H188ZM193 122V120L191 121V123ZM218 122H222V120L221 121H218ZM229 122V120L226 122V123H228ZM240 122H241V120H240ZM239 122V123H240ZM7 123H9V122H7ZM160 123H161V121H160ZM169 123V122H168ZM183 123V122H182ZM196 122H194V124H195ZM212 123V122H211ZM213 123H214V121H213ZM225 123V122H224ZM225 123V124H226ZM252 123V122H251ZM253 123H255V122H253ZM3 123H1L0 125H2ZM104 124V123H103ZM109 124H105L104 126H107L108 127V125ZM164 124V123H163ZM171 124V123H170ZM210 124V123H209ZM214 124H216V121H215V123ZM232 124V127H234L233 126V124H234V122H232L231 123ZM236 124V126L237 125H239V124H237V123H235ZM241 124V123H240ZM243 124V123H242ZM245 124V123H244ZM247 124V123H246ZM8 126H9V124H7ZM168 125V124H167ZM173 125V124H172ZM186 125V124H185ZM198 125H200V124H198ZM201 125H203L202 124V122H201ZM205 125V124H204ZM219 125V124H218ZM226 125H228V124H226ZM226 125H223V126H226ZM259 125V124H258ZM257 125V126H258ZM5 126H6V124H5ZM180 126H181V123H180ZM196 126V125H195ZM214 126V125H213ZM244 127H245V125H243ZM247 126V125H246ZM249 126V125H248ZM1 127V126H0ZM3 127V126H2ZM163 127H165V126H163ZM170 127V126H169ZM169 127H167L166 126V128H169ZM262 127V126H261ZM260 127V128H261ZM5 128H7V127H5ZM188 128V127H187ZM193 128V127H192ZM197 128V127H196ZM205 128V127H204ZM236 128V133H235V136H236V134H237V128L239 129V127H235ZM248 128V127H247ZM249 128H250V126H249ZM1 129H3V128H1ZM85 129H90V130H92V133H93V135L89 138V139H86L85 138ZM194 129V128H193ZM232 129V128H231ZM234 129V128H233ZM262 129H264V128H262ZM261 129V130H262ZM6 130V129H5ZM8 130V129H7ZM7 130H6V132H7ZM108 130H109V128H108ZM181 130V129H180ZM187 130H191V129H187ZM248 130V129H247ZM246 130V131H247ZM256 130V129H255ZM89 131V130H88ZM167 131V130H166ZM196 131V130H195ZM234 131H235V129H234ZM245 131V130H244ZM252 131H254V130H252ZM3 132H4V130H3ZM6 132H4V135H5V133ZM187 132L188 131H186L185 133L187 134ZM191 132V131H190ZM192 132H194V130L192 131ZM213 132V131H212ZM247 132H250V131H247ZM246 132V133H247ZM264 132V131H263ZM263 132H261V133H263ZM91 133V134H92ZM207 133V132H206ZM231 133H233L232 131H231ZM245 132H244V134H246ZM251 133V132H250ZM256 133V132H255ZM258 133V132H257ZM260 133V134H261ZM240 134H241V131H240ZM264 134V133H263ZM175 135V134H174ZM193 135V134H192ZM225 135V134H224ZM243 135V134H242ZM125 136L126 137H128V142L131 144V151H130V154H129V156L127 157L126 155H125V148H124V139H125ZM182 136V135H181ZM186 136H188V134L186 135ZM186 136L184 135V138H186ZM196 136V135H195ZM238 136V135H237ZM247 136V135H246ZM1 137V136H0ZM156 137V136H155ZM171 137V136H170ZM169 137V138H170ZM174 137V136H173ZM194 137V136H193ZM210 137V136H209ZM209 137H208V139H209ZM248 138H246L248 141L250 140L249 139V135L247 136ZM178 138V137H177ZM188 138V137H187ZM186 138V139H187ZM199 138V137H198ZM213 138V137H212ZM238 138H240V136L238 137ZM243 138V137H242ZM241 138V139H242ZM251 138V137H250ZM253 138V137H252ZM256 138V137H255ZM156 139V138H155ZM192 139V138H191ZM200 139V138H199ZM208 139L206 140V142L208 141ZM235 139H237V137L235 138ZM235 139H233V141L235 140ZM245 139V138H244ZM244 139H242V140H244ZM264 139V138H263ZM1 140V139H0ZM173 140V139H172ZM178 140V139H177ZM184 140V139H183ZM193 140V142H194V139H192ZM238 141H239V139H237ZM253 140V139H252ZM255 140V139H254ZM253 140V141H254ZM262 140V139H261ZM162 141V140H161ZM169 141H170V139H169ZM187 141H188V143H189V139H187V140H185V142H184V144H182V147H183V145L184 146H186V144H188L187 143ZM201 141V140H200ZM222 141H224V140H222ZM232 140H231V142H233ZM126 142V141H125ZM166 142H168V141H166ZM173 142H175L174 140H173ZM172 142V143H173ZM192 142V141H191ZM203 142H205V141H203ZM209 142V141H208ZM211 142V144L213 143L212 142V140L210 141ZM218 142V141H217ZM226 142V141H225ZM225 142H223V143H225ZM235 142H237L236 140H235ZM256 142H258L257 140L255 141V143ZM2 143H4V142H1V144ZM150 143V142H149ZM156 143V142H155ZM169 144L171 143V142H168ZM178 143V145L179 144H181V143H179V142H177ZM202 143V142H201ZM215 143H216V141H215ZM221 143V142H220ZM219 143V144H220ZM229 143H230V140H229ZM238 143V142H237ZM237 143H235V144H237ZM246 143V142H245ZM245 143H244V145H245ZM263 143V142H262ZM163 144H165V141H164V143L162 142V145ZM167 144V143H166ZM174 144H176V143H174ZM203 145H204V143H202ZM206 144V143H205ZM208 144V143H207ZM210 144V145H211ZM218 144V143H217ZM218 144V145H219ZM233 144H234V142L232 143V144H230V146L231 147H235V146H233ZM195 145H196V142H195ZM198 145H199V143H198ZM210 145L209 146H206V147H209L210 148ZM213 145H216V144H213ZM217 145V146H218ZM226 145V144H225ZM238 145H239V143H238ZM249 145V144H248ZM151 145H149V147H150ZM153 146V145H152ZM167 146H168V144H167ZM167 146H166V148H167ZM177 146V145H176ZM175 146V147H176ZM188 146H189V144H188ZM191 146V145H190ZM192 146H194V144L192 145ZM204 146V147H205ZM217 146L215 147L214 146V148H216L215 150H217L218 148H217ZM220 146V145H219ZM221 146H222V144H221ZM237 146V145H236ZM261 146H263V144L261 145ZM260 146V147H261ZM1 147H2V145H1ZM146 147H147V145H146ZM162 147V146H161ZM163 147H164V145H163ZM170 147V146H169ZM168 147V148H169ZM171 147H174V146H172L171 145ZM170 147V148H171ZM181 147V148H182ZM195 147V146H194ZM228 147V146H227ZM226 147V148H227ZM151 148V147H150ZM180 147L179 148H177V149H181ZM198 148H201V147H199L198 146ZM221 148V147H220ZM219 148V149H220ZM223 148H224V146H223ZM236 148V147H235ZM239 148V147H238ZM152 149V148H151ZM155 149V148H154ZM184 150H187V149H185V148H183ZM206 149V148H205ZM204 148H202L201 150H205ZM212 149V148H211ZM210 149V150H211ZM217 150V151H215V150H212V151H214V153L215 152H219L220 150ZM228 149H229V147H228ZM231 149V148H230ZM229 149V150H230ZM0 150H2V148L0 149ZM3 150H5V149H3ZM28 151L27 153L28 154H25L24 153V151ZM142 150V149H141ZM144 150V149H143ZM140 151V154H141V152H142V154L144 153V151ZM146 150H148L147 148H146ZM145 150V151H146ZM171 150H173V149H171ZM170 150V151H171ZM176 149L174 148V153L176 152L175 151ZM182 150V149H181ZM188 150H190V149H188ZM200 150V151H201ZM221 150H222V152L224 151V149H222L221 148ZM232 150V149H231ZM237 150V149H236ZM138 151V152H139ZM149 151H150V149L148 150V153H147V155L149 154L150 155V153H149ZM157 151V150H156ZM160 151H162V150H160ZM164 151H165V149H164ZM164 151H162L161 153H163V154H165L164 153ZM169 151V150H168ZM183 151V150H182ZM203 151L202 152H200V153H203ZM227 151V150H226ZM257 151V150H256ZM3 152V151H2ZM7 152H4V153H7ZM154 152V151H153ZM173 152H171L172 154H173ZM190 152V151H189ZM205 153H206V151H204ZM211 152V151H210ZM225 152V151H224ZM237 152V151H236ZM7 153V154H8ZM146 153V152H145ZM145 153L143 154V155H145ZM158 153H160V152H157V154ZM168 153H170V152H168ZM184 153V152H183ZM197 153H199V152H197ZM199 153V154H200ZM209 153V152H208ZM213 153V152H212ZM213 153V154H214ZM220 153V152H219ZM1 154V153H0ZM139 154V155H140ZM141 154V155H142ZM154 154V153H153ZM211 155V156H213L214 157V155L216 154H214V155ZM218 154V153H217ZM223 154V153H222ZM227 154H230V153H227ZM175 155V154H174ZM174 155H172V156H174ZM177 155H178V153H177ZM187 155V154H186ZM204 155V154H203ZM221 155V154H220ZM219 155V156H220ZM7 156V155H6ZM9 156V157H10ZM152 156V155H151ZM158 156V155H157ZM161 156V155H160ZM165 156V155H164ZM172 156H170V157H172ZM176 156V155H175ZM174 156V157H175ZM179 156H180V153H179ZM179 156H177V157H179ZM185 156V155H184ZM184 156H182V157H184ZM197 156H199L198 154H197ZM197 156L195 157L196 159H197ZM218 156V157H219ZM234 156V155H233ZM232 156V157H233ZM245 156V155H244ZM249 156V155H248ZM2 157V156H1ZM146 157V156H145ZM148 157V156H147ZM166 157H168V156H166ZM188 157V156H187ZM187 157H185V158H187ZM204 157V156H203ZM222 157V156H221ZM230 157V156H229ZM153 159H155V156L154 157H152ZM151 158V159H152ZM176 158V157H175ZM184 158V159H185ZM191 158V157H190ZM193 159H194V157H192ZM201 158V157H200ZM210 158V157H209ZM215 158V157H214ZM223 158H225V157H223ZM223 158L222 159H220V158H218V159H220V160H222V162H223ZM8 159V158H7ZM9 159V160H10ZM147 159V158H146ZM165 160H166V158H164ZM201 159H203V158H201ZM206 159H207V157H206ZM205 159V160H206ZM211 159V158H210ZM218 159H215L214 161H217ZM236 159V158H235ZM258 159V158H257ZM256 159V161H259V160H257ZM4 160V159H3ZM6 160V159H5ZM4 160V161H5ZM10 160V161H11ZM157 160V161H156ZM156 163L158 164V163H160L161 161V157H160V160L159 159H157L156 158ZM158 160L160 161V162H158ZM180 161H182L181 160V158L179 159ZM198 160V159H197ZM204 160V161H205ZM213 160V159H212ZM212 160H211V163H212ZM2 161V160H1ZM0 161V162H1ZM150 161V160H149ZM163 161V160H162ZM168 161V160H167ZM171 162L172 161H174V160H170ZM187 161H189V160H187ZM186 161V162H187ZM201 161V160H200ZM219 161V160H218ZM235 161V160H234ZM249 161V160H248ZM250 161H253V160H251L250 159ZM256 161H254L253 163H255ZM141 162H144L143 164H141ZM154 162V161H153ZM179 162V161H178ZM183 163L185 162V161H182ZM194 162H198V161H195V159H194ZM202 163H204L203 161H201ZM226 162V161H225ZM244 162H246L245 161V159H244ZM9 163H11V162H9ZM15 163V162H14ZM15 163V164H16ZM146 163H147V160H146ZM145 163V164H146ZM150 163V162H149ZM148 163V164H149ZM155 163V164H156ZM161 163H164V162H161ZM181 163V162H180ZM179 163V164H180ZM201 163V164H202ZM259 163V162H258ZM1 164V163H0ZM7 164V163H6ZM12 164V163H11ZM151 164V165H150ZM149 165L150 166H152V161H151V163H150ZM168 164V163H167ZM178 164V163H177ZM190 164H191V161H190ZM195 164V163H194ZM194 164H192V165H194ZM206 164V163H205ZM215 164H218V163H216L215 162ZM219 164H220V161H219ZM218 164V165H219ZM227 164V163H226ZM235 164V163H234ZM244 164H246V165H248L247 164V162L246 163H244ZM261 164V163H260ZM3 165H5V164H3ZM149 165L147 166L148 168H149ZM162 165V164H161ZM164 165V164H163ZM169 165V168H170V165H171V163L170 164H168ZM222 165V164H221ZM250 165V164H249ZM249 165H248V167H249ZM263 166H264V164H262ZM15 166H17V164L15 165ZM158 166V165H157ZM179 166V165H178ZM190 167V165H187V167ZM197 166H199L200 167V164L199 165H196V166H194V167H197ZM202 166V165H201ZM208 166V165H207ZM215 166H217V165H215ZM226 166H228V165H226ZM243 167V165H240V167ZM6 168H7V166H5ZM4 167V168H5ZM10 167V166H9ZM13 167V169H14V165L13 166H11V168ZM171 167H172V165H171ZM209 167V166H208ZM211 168L210 169H212V166H210ZM252 166H250L249 168H251ZM255 167V166H254ZM158 168V167H157ZM160 168V167H159ZM163 168H165V167H163L162 166V168L161 169H163ZM166 168H167V166H166ZM179 168V167H178ZM183 168H184V166H183ZM206 168V167H205ZM214 168V167H213ZM218 168V170H219V166L217 167ZM244 168V167H243ZM249 168H247V169H249ZM262 168V167H261ZM152 169H154L153 168V166H152ZM160 169V170H161ZM168 169V168H167ZM175 169H177V168H175ZM174 169V170H175ZM180 169V168H179ZM179 169H178V171H179ZM192 169H194V168H192ZM207 169V168H206ZM215 169V168H214ZM246 169V168H245ZM255 169V168H254ZM6 170V169H5ZM11 170V169H10ZM17 170V169H16ZM149 170V169H148ZM151 170V169H150ZM168 170H172V169H168ZM174 170H172V173H174ZM184 172H183V170L181 169V171L183 172V173H185V175L187 174L186 173V170L188 171L189 170V168H187V169H185L184 168ZM203 170H204V168H203ZM233 170V169H232ZM256 170H259V169H256ZM264 170V169H263ZM18 171V170H17ZM16 171V172H17ZM20 171V170H19ZM154 171V172H153ZM179 172V173H182V172ZM197 171H198V169H197ZM215 171V170H214ZM229 171L231 172V170H230V167H229ZM241 171L242 170H240V173H241ZM248 171L249 170H247L246 172H247V174H244L243 175V177L244 176H246V175H248L249 173H248ZM22 172V171H21ZM189 172V171H188ZM195 171H193V173H194ZM201 172V171H200ZM208 172H211V171H208ZM255 171H253V173H254ZM257 172V171H256ZM256 172H255V175H257L256 174ZM263 172V171H262ZM19 173V172H18ZM179 173L178 172H176V174L178 175V176H180L179 175ZM203 173V172H202ZM213 172H211V173H207V174H212ZM220 173V172H219ZM235 173L237 174V171L236 172H234L233 173V175H235ZM252 173V172H251ZM251 173L249 174V176H251ZM258 173V175H259V172H257ZM264 173V172H263ZM22 174V173H21ZM176 174H174V175H176ZM188 174H190V173H188ZM191 174H192V171H191ZM191 174H190V176H191ZM196 173H194L193 175H195ZM205 174V173H204ZM214 174V173H213ZM212 174V175H213ZM216 174V173H215ZM227 174H228V172H227ZM238 174H239V172H238ZM3 175V174H2ZM212 175H210V176H212ZM217 175V174H216ZM229 175H231V174H229ZM254 175V176H255ZM257 175V176H258ZM22 176V175H21ZM34 176V175H33ZM177 176V177H178ZM181 176H182V178H183V174H181ZM189 176V175H188ZM214 176V175H213ZM212 176V177H213ZM226 176V175H225ZM236 176V175H235ZM238 176V175H237ZM240 177L242 176L241 174L239 175ZM238 176V178H240ZM19 177H20V175H19ZM37 177H39V175L37 176ZM176 177V176H175ZM199 177V176H198ZM210 178V179H213V178ZM220 177V176H219ZM223 177H224V175H223ZM227 177V176H226ZM225 177V178H226ZM243 177H241V178H243ZM256 177V176H255ZM255 177H253V178H255ZM258 177H260V176H258ZM257 177V178H258ZM22 178V177H21ZM25 178V177H24ZM45 178V177H44ZM185 178V177H184ZM183 178V179H184ZM201 178V177H200ZM204 178H206L205 177V175H204ZM215 178V177H214ZM238 178H237V180H238ZM249 178V177H248ZM252 177L250 178L251 180L253 179ZM33 179V178H32ZM37 179V178H36ZM48 179V178H47ZM168 179H171L170 181L168 180ZM178 179V178H177ZM186 179H188L187 177H186ZM203 179V178H202ZM226 179H228V178H226ZM235 179H236V177H235ZM6 180V179H5ZM12 180V179H11ZM14 180V179H13ZM20 180H23V179H18V182L20 181ZM27 180V179H26ZM34 180V179H33ZM185 180V179H184ZM243 180H245V179H243ZM256 180V179H255ZM255 180H254V182H255ZM205 181H207V180H205ZM204 181V183H206ZM232 181H235L236 182V180H232ZM232 181L230 180L229 181V183L231 184L232 183ZM246 181V180H245ZM247 181H250V180H247ZM258 181V180H257ZM15 183H16V181H14ZM17 182V184L19 185L20 184V182L18 183ZM29 182H32L33 183V181H29ZM45 182V181H44ZM44 182H42V183H44ZM211 182H213L214 183V181H211ZM252 182V181H251ZM254 182H252L253 184H257V182L256 183H254ZM202 183H203V181H202ZM203 183V184H204ZM217 183V182H216ZM216 183H214V185H216ZM221 183L224 185L225 184V182L223 183L222 181H221ZM226 183H228V182H226ZM234 183V182H233ZM237 183V182H236ZM248 183V182H247ZM250 183V182H249ZM248 183V184H249ZM17 184H15L14 186L12 185V187H15ZM25 184H27V183H25ZM31 184V183H30ZM30 184H29V186L28 187H30ZM35 184V183H34ZM34 184H31L32 186L34 185ZM37 184H39V183H37ZM47 184V186L48 185H50L49 184V182L48 183H46ZM202 184V185H203ZM207 184V183H206ZM247 184V185H248ZM260 184V183H259ZM258 184V185H259ZM263 184V183H262ZM262 184H260V185H262ZM21 185H23V184H21ZM20 185V186H21ZM43 185V184H42ZM209 185H210V183H209ZM226 185H228V184H226ZM236 185V184H235ZM234 185V186H235ZM242 185V184H241ZM244 185H245V183H244ZM2 185H0V187H1ZM4 186V185H3ZM3 186H2V189H3ZM7 186H9V185H7ZM27 186H24V187H26L25 189H27L28 187ZM185 186V185H184ZM219 186V185H218ZM218 186H216V187H218ZM225 186V185H224ZM234 186H232V188L234 187ZM237 186H239V185H237ZM252 186H254V185H252ZM4 187H6V185L4 186ZM10 187L11 186H9V189H10ZM35 187V186H34ZM34 187H33V189H34ZM44 187V186H43ZM42 187V188H43ZM107 187V190L108 191H106V190H104V191H106L107 192V197H106V193L103 191V188H106ZM181 188H183V185H181L180 186ZM188 187V186H187ZM259 186H257V189L259 190V188H258ZM15 188H17L18 189V187H15ZM21 188V187H20ZM30 188H32V187H30ZM37 190H38V188L37 187H35ZM45 188V187H44ZM61 188V189H62ZM203 188H205V187H203ZM206 188H209V186H207L206 185ZM215 188V187H214ZM226 187H224V189H225ZM229 188V187H228ZM234 188H237V187H234ZM233 188V189H234ZM248 188V187H247ZM6 189V188H5ZM13 188H11V190H12ZM22 189H23V186H22ZM29 189V188H28ZM50 189V190H51ZM59 189V188H58ZM67 189V188H66ZM189 189V188H188ZM215 189H217V188H215ZM241 190H242V188H240ZM261 190H263L262 188H260ZM14 190V189H13ZM30 190H32V189H30ZM40 190V189H39ZM49 190V191H50ZM70 190H72V189H70ZM69 190V191H70ZM181 190V189H180ZM211 190V189H210ZM229 190H231V189H229ZM229 190L227 191V193L228 194H233V193H229ZM250 190H251V188H250ZM253 190V189H252ZM3 191V190H2ZM6 191V190H5ZM64 191V190H63ZM62 190H61V192H63ZM67 191V190H66ZM74 192H75V190H73ZM202 191V190H201ZM221 191H222V187H221ZM239 191V190H238ZM249 191V190H248ZM254 192L256 191V190H253ZM253 191H251V193L253 192ZM260 191V190H259ZM259 191H258V193H259ZM8 192V191H7ZM10 192V191H9ZM15 192V191H14ZM24 192V191H23ZM26 192V191H25ZM32 192L33 191H31V194H32ZM34 192H35V190H34ZM33 192V193H34ZM48 192V191H47ZM53 192H55V191H53ZM58 192V190L55 192V193H57ZM87 192V193H88ZM179 192V191H178ZM177 192V193H178ZM205 192V191H204ZM219 192H220V188H219ZM230 192H233V191H230ZM263 192V191H262ZM1 193V192H0ZM16 193H17V191H16ZM21 193V192H20ZM41 193H43V192H41ZM54 193V194H55ZM70 193H72V191L70 192ZM187 193V192H186ZM206 193V192H205ZM212 193V192H211ZM214 193V195H215V191L213 192ZM224 193V192H223ZM226 193V195L228 196V194ZM257 193V191H256V193H255V197L257 196L256 194H258ZM10 194V193H9ZM9 194H7L6 193V196L7 195H9ZM12 194V193H11ZM23 194V193H22ZM28 195L27 196H29V192L27 193ZM43 194H45V193H43ZM63 194H64V192H63ZM85 194V193H84ZM91 194V193H90ZM92 194H94V193H92ZM91 194V195H92ZM95 194H97V193H95ZM179 194V193H178ZM207 194H208V192H207ZM217 194H218V190H217ZM236 194V193H235ZM238 194V193H237ZM252 194H254V193H252ZM15 195V194H14ZM17 195H19V194H17ZM40 195V194H39ZM52 195H53V193H52ZM51 193L50 192H48V193H46V195H44V197H42V198H44V199H50V198H52L51 196ZM61 195V194H60ZM59 195V196H60ZM72 195V194H71ZM172 195V196H171ZM187 195V194H186ZM186 195H185V197H186ZM199 195V194H198ZM211 195V194H210ZM214 195H212V197L214 198ZM230 195L228 196V198L230 197ZM234 195V194H233ZM239 195V194H238ZM1 196V195H0ZM3 196V195H2ZM10 196V195H9ZM22 196V195H21ZM24 196L25 195H23V198H24ZM36 196H38V195H35V197H33V198H36ZM63 196V195H62ZM68 196V195H67ZM75 196V195H74ZM97 196V195H96ZM178 196V195H177ZM180 196H183L182 194H180ZM219 196V195H218ZM224 196V195H223ZM226 196V197H227ZM241 196V195H240ZM258 196L260 197V195L258 194ZM8 197V196H7ZM15 197L17 198V196L15 195ZM32 198V196H29L28 198ZM69 197V196H68ZM81 197H82V195H81ZM83 197H85V196H83ZM89 197V196H88ZM91 197V196H90ZM179 197V196H178ZM178 197H175L174 196V198L177 200V198ZM200 197V196H199ZM198 197V198H199ZM207 197H209V195H207ZM206 197V198H207ZM211 197V196H210ZM209 197V198H210ZM261 197H263L262 195H261ZM6 198V197H5ZM9 198V197H8ZM20 198V197H19ZM59 198L60 197H58L57 199L59 200ZM79 199H80V197H78ZM173 198V197H172ZM173 198V199H174ZM180 198V197H179ZM187 198V197H186ZM190 198V197H189ZM197 198V199H198ZM206 198H204L203 197V199H206ZM223 198V197H222ZM233 198L235 199V197H231V199L233 200ZM243 198L244 197H242V200H240L241 201V203H242V201H243ZM246 198V197H245ZM245 198H244V200H245ZM251 198H252V196H251ZM257 198V197H256ZM20 199H22V198H20ZM25 199V198H24ZM69 199V198H68ZM167 199V200H166ZM168 200V201H171V200ZM184 199V198H183ZM202 199V198H201ZM202 199V200H203ZM211 199V198H210ZM216 199H218V198H216ZM248 199V198H247ZM250 199V198H249ZM248 199V200H249ZM255 199V198H254ZM39 200H43V199H39ZM71 200H73V199H71ZM76 200V199H75ZM175 200V201H176ZM193 200V199H192ZM199 200V199H198ZM224 200V199H223ZM238 200V199H237ZM252 200H253V198H252ZM257 200V199H256ZM255 200V202L257 203L258 201H256ZM263 200V199H262ZM14 201V199L12 200V199H8V200H4V203L6 204V206L8 207V209L10 210V211H12L13 212V210H12V205L15 203H12ZM24 201V200H23ZM27 201V200H26ZM29 201V200H28ZM31 201H35V199H32ZM46 201V200H45ZM44 201V202H45ZM49 201V200H48ZM54 201H55V199H54ZM57 201V200H56ZM67 201V200H66ZM69 202H70V200H68ZM173 201V200H172ZM180 201V203L181 202H183V200L181 201V200H179L178 199V202ZM212 201V200H211ZM214 201V200H213ZM216 201V200H215ZM249 201H251V200H249ZM248 201V202H249ZM17 202V201H16ZM36 202V201H35ZM41 202H43V201H41ZM61 202V201H60ZM187 202V201H186ZM185 202V203H186ZM189 202V201H188ZM200 202V201H199ZM231 202V201H230ZM233 202V201H232ZM235 202V201H234ZM245 202V201H244ZM260 202V201H259ZM258 202V203H259ZM22 203V201H20V203H18V204H21ZM24 203V202H23ZM26 203V202H25ZM24 203V204H25ZM36 203H38V202H36ZM49 203V202H48ZM48 203H46V204H48ZM52 202H50V204H51ZM62 203V202H61ZM71 203V202H70ZM69 203V204H70ZM78 203H79V200H78ZM184 203V202H183ZM194 203L195 202H193V204H191V201H190V204H191V206H193L194 205ZM206 203V202H205ZM215 203H217L218 204V202H215ZM245 203H247V201L245 202ZM262 203V202H261ZM4 204V205H5ZM24 204H21V205H24ZM44 204V203H43ZM58 204V203H57ZM67 204V203H66ZM75 204V203H74ZM80 204V203H79ZM186 204H188V203H186ZM189 204V205H190ZM199 204V203H198ZM201 204V203H200ZM209 204V203H208ZM210 204H212L211 202H210ZM235 204V203H234ZM263 204V203H262ZM16 205V204H15ZM15 205H13V207L15 206ZM26 205V204H25ZM30 206H31V203L29 204ZM38 205V204H37ZM40 205V204H39ZM42 205V204H41ZM52 205V204H51ZM64 205V204H63ZM68 205V204H67ZM82 205H83V203H82ZM81 205V206H82ZM167 205H170L169 207L167 206ZM174 205L175 204H173V207H174ZM184 205V204H183ZM189 205H187V206H189ZM228 205V204H227ZM243 205H244V203H243ZM249 205H250V203H249ZM258 205V204H257ZM261 205V204H260ZM16 206H18V205H16ZM49 206V205H48ZM53 206V205H52ZM80 206V205H79ZM78 206V207H79ZM190 206V207H191ZM202 206V205H201ZM212 206V205H211ZM229 206L230 207H234V210H236L237 211V209H235V206H233V204H232V206L229 204ZM32 207V206H31ZM31 207H29V208H31ZM34 207H35V204H34ZM34 207H33V210H34ZM37 207H40V206H36V208ZM56 207V206H55ZM54 207V208H55ZM62 207V206H61ZM64 207V206H63ZM65 207H67V206H65ZM64 207V208H65ZM71 207H72V205H71ZM203 207V206H202ZM206 207V206H205ZM223 207H225L224 206V204H223ZM222 207V208H223ZM238 207H239V205H238ZM249 207V206H248ZM250 207H251V205H250ZM250 207L248 208L249 210H251L250 209ZM253 207H255L256 208V205H254ZM2 208V207H1ZM15 208V207H14ZM21 208V207H20ZM28 208V207H27ZM26 208V209H27ZM43 207H41L40 209H42ZM45 208V212H46V210L48 209L49 210V208H47V207H44ZM53 208V209H54ZM57 209H58V207H56ZM55 208V209H56ZM188 207H186L185 208V210H187V211H189L188 209H187ZM193 207H191V209L190 210H194V212L196 211V212H198V209L196 208V204H195V207L194 208H196V209H192ZM198 208H200V206L198 207ZM213 208V207H212ZM244 208H246V205H245V207ZM252 208V207H251ZM254 208V209H255ZM4 209V208H3ZM3 209H0V210H2V214H4L3 213ZM17 210H18V208H16ZM24 209V207H22V209H20V210H18V211H20V213H21V210H23ZM32 209V208H31ZM39 209V208H38ZM37 209V210H38ZM50 209H52V208H50ZM52 209V210H53ZM63 209V208H62ZM76 209V208H75ZM79 209H80V207H79ZM82 209V208H81ZM80 209V210H81ZM171 209H174V211L177 209V207H175V208H172L171 207ZM242 209H243V207H242ZM263 209V208H262ZM6 210H7V208H6ZM28 210V209H27ZM36 210V211H37ZM44 210V209H43ZM51 210V211H52ZM77 210V209H76ZM91 210V209H90ZM205 210V209H204ZM214 210H216V209H214ZM219 210V209H218ZM218 210H216V211H218ZM233 210V209H232ZM258 210V209H257ZM16 211V210H15ZM26 211V210H25ZM29 211V210H28ZM35 211V210H34ZM51 211H49V212H51ZM63 211V210H62ZM61 211V212H62ZM173 211V212H174ZM191 211V212H192ZM206 211H204V212H206ZM222 211V210H221ZM243 211V210H242ZM245 211H247V210H245ZM252 211H254V210H251V212ZM39 213H41V211L39 210L38 211ZM56 212H57V210H56ZM59 212V211H58ZM70 212H71V210H70ZM81 212H82V210H81ZM84 212V211H83ZM88 212H86V213H88ZM177 212V211H176ZM194 213V214H197V213ZM203 212V213H204ZM213 212V211H212ZM234 212V211H233ZM239 212V211H238ZM263 212V211H262ZM16 213V212H15ZM39 213H38V216H40L39 215ZM53 213H55V210H54V212ZM52 213V214H53ZM69 213V212H68ZM72 213V212H71ZM187 213V212H186ZM189 213V212H188ZM193 213V212H192ZM192 213L190 214H186V215H192ZM200 213V212H199ZM201 213H202V211H201ZM220 213V212H219ZM223 213H224V211H223ZM240 213V212H239ZM242 213V212H241ZM244 213V212H243ZM246 213H249V212H246ZM245 213V214H246ZM264 213V212H263ZM1 214V215H2ZM5 214H7L6 212H5ZM18 213H16L15 215H13V213H12V215H11V218L10 219H7L6 221H5V218L3 219V221H0V264H39V255L41 254V252H42V250L44 249V248H46V247H44L43 245H45V244H42L41 242H39V239H42V238H39V237H37V230H36V228H27V226H24V223L23 222H27L28 223V225H30V224H32V223H30L29 224V222H31V221H21L20 219H18L17 218V215ZM23 215H24V213H22ZM59 214V216H56L57 218L58 217H61V215L62 214H65V213H58ZM236 214V213H235ZM258 214V213H257ZM21 215V214H20ZM22 215V217H24ZM50 215V214H49ZM81 215H82V213H81ZM80 215V216H81ZM87 214H85L84 213V216H86ZM92 215H95V216H93L92 217ZM178 215V214H177ZM185 215V216H186ZM202 215V214H201ZM226 215V214H225ZM224 214H223V216H225ZM242 216H243V214H241ZM247 215V214H246ZM33 216H34V214H33ZM66 216H68V215H66ZM72 216V215H71ZM73 216H75L74 215V213H73ZM84 216H82V217H84ZM127 216V217H128ZM179 216V215H178ZM197 216V215H196ZM199 216H200V214H199ZM204 216V215H203ZM216 215L214 214V217H215ZM219 216V215H218ZM220 216H222L221 214H220ZM219 216V217H220ZM245 216V215H244ZM243 216V217H244ZM253 216H254V213H253ZM257 216V215H256ZM4 217H5V215H4ZM37 216L35 215V218H36ZM41 217V216H40ZM43 217H45V216H43ZM48 217V216H47ZM55 217V216H54ZM76 217V216H75ZM81 217V218H82ZM191 217H193V216H191ZM213 216H211V218H214ZM235 217H236V215H235ZM234 217V218H235ZM247 217V216H246ZM32 218V217H31ZM56 218V219H57ZM64 218V217H63ZM62 218V220H64ZM74 218V217H73ZM81 218H79L81 221H83ZM96 218V219H97ZM126 218V217H125ZM185 218V217H184ZM189 217L187 216L186 217V221H187V219H188ZM196 218V217H195ZM210 218V219H211ZM217 218V217H216ZM228 218V220H229V217H227ZM226 218V219H227ZM237 218L239 219V217L237 216ZM248 218V217H247ZM255 218V217H254ZM257 218V217H256ZM51 219V218H50ZM55 219V220H56ZM77 220H78V218H76ZM127 219V218H126ZM190 219V218H189ZM202 219H203V217H202ZM220 219H222V218H218V220H220ZM232 219H233V217H232ZM243 219H246V218H243ZM27 220V219H26ZM41 220H43V218L41 219ZM44 220H46L47 221V219L45 218ZM52 220V219H51ZM54 220V219H53ZM66 220V219H65ZM74 220H75V218H74ZM84 220V221H85ZM128 220H129V217H128ZM192 220H194V218L192 219ZM196 220H200V218L198 219V217L196 218ZM213 219H211V221H212ZM218 220H215L216 222L218 221ZM223 220V219H222ZM248 220V219H247ZM246 220V221H247ZM252 220V219H251ZM250 220V221H251ZM33 221H36V219L35 220H33ZM32 221V222H33ZM38 221V220H37ZM45 221V224L47 223ZM58 221V220H57ZM57 221H55V222H57ZM60 221H61V219H60ZM59 221V222H60ZM83 221V222H84ZM88 221V220H87ZM86 221V222H87ZM94 221H97V220H95L94 219ZM188 221H190V220H188ZM201 221V220H200ZM211 221H208V222H211ZM237 221V220H236ZM253 221V220H252ZM258 221V220H257ZM59 222H58V225L61 227V225H63V224H59ZM131 222V223H132ZM190 222H192V221H190ZM195 222V221H194ZM193 222V223H194ZM199 222V221H198ZM221 222V221H220ZM220 222H218V223H220ZM222 222H224V221H222ZM228 222V221H227ZM239 222V221H238ZM249 222V220L247 221V223ZM264 222V221H263ZM42 223H43V221H42ZM54 223V222H53ZM60 223H64V222H60ZM65 223H66V225L68 226L69 224V222H66L65 221ZM78 223H81V222H78ZM89 223V222H88ZM130 223V222H129ZM196 223V222H195ZM226 223V222H225ZM234 223H235V220H234ZM233 223V224H234ZM241 223V222H240ZM240 223H238V225L240 224ZM243 223V222H242ZM38 224H39V222H38ZM48 225H49V223H47ZM71 224V223H70ZM82 224V223H81ZM84 224H85V222H84ZM83 224V225H84ZM145 224V225H146ZM196 224H198V223H196ZM220 224H222V223H220ZM227 224V223H226ZM229 224V223H228ZM232 224V223H231ZM245 224V223H244ZM249 224H251V222L250 223H248V226H249ZM27 225V224H26ZM41 225V224H40ZM39 225V226H40ZM47 225V226H48ZM66 225H64L65 226V228H66ZM97 225H98V223H97ZM99 225H100V223H99ZM98 225V226H99ZM134 225V224H133ZM210 225V227H212V226H214V225H211V223L210 224H208V226ZM225 225V224H224ZM224 225H222V226H224ZM235 226H237L236 225V223L234 224ZM241 225V224H240ZM45 226V225H44ZM57 226V225H56ZM71 226H74V225H70V227ZM82 225H80V227H81ZM90 226V225H89ZM88 224L85 226L86 228H87V230H89L88 232H91V229H89L88 227ZM96 226V225H95ZM95 226L93 225V227L95 228ZM135 226V225H134ZM140 226H141V224H140ZM151 226V227H152ZM202 228H201V227ZM226 226V225H225ZM230 225H228L227 227H229ZM232 226V225H231ZM234 226V228H238V227H235ZM259 226V225H258ZM29 227V226H28ZM33 227V226H32ZM38 227V226H37ZM63 227V226H62ZM61 227V228H62ZM75 227V226H74ZM73 227V228H74ZM78 228H79V226H77ZM102 227V226H101ZM109 227H107V228H109ZM138 228H139V225L137 226ZM145 227V226H144ZM143 227V228H144ZM207 227V226H206ZM246 227H247V225H246ZM257 227V225L255 226V228ZM25 228H27V229H25ZM59 228V227H58ZM61 228H59V230L61 229ZM72 228V227H71ZM72 228V229H73ZM78 228H76L75 227V229H78ZM84 228V227H83ZM82 228V229H83ZM93 228V229H94ZM98 228V227H97ZM106 228V229H107ZM129 228V227H128ZM130 228H131V225H130ZM135 228V227H134ZM133 228V229H134ZM153 228V227H152ZM219 228V227H218ZM222 228V231H223V227H221ZM220 228V229H221ZM231 228V227H230ZM240 228V227H239ZM254 228V229H255ZM258 228V227H257ZM67 229H68V227H67ZM74 229V230H75ZM93 229H92V232H94L93 231ZM145 229V228H144ZM207 230H208V232L210 231L209 229H208V227L206 228ZM211 229V231L209 232V233H211L212 232V229L214 230L215 228H210ZM233 229V228H232ZM247 229V228H246ZM250 229V228H249ZM42 230V229H41ZM96 230V229H95ZM98 230H99V228H98ZM102 230V229H101ZM104 230V229H103ZM110 232H111V229H108ZM108 230H106V231H108ZM115 230V229H114ZM130 230V229H129ZM129 230H128V232H129ZM151 230H153V229H151ZM215 230H217V229H215ZM214 230V231H215ZM224 230H226V229H224ZM227 230H229V228L227 229ZM236 230V229H235ZM251 230V229H250ZM61 231H62V229H61ZM82 231H84V230H81V231H76L75 233L76 234H80L81 235V233H83ZM105 231V232H106ZM113 231V230H112ZM116 231V230H115ZM115 231H113L114 233H115ZM119 231V230H118ZM123 231V230H122ZM125 231V230H124ZM123 231V232H124ZM133 231V230H132ZM147 231L148 230H146V232L145 233H147ZM150 231V230H149ZM154 231H153V233H154ZM221 231V232H222ZM230 231V232H229ZM227 233H231V230H229ZM232 231H234V230H232ZM246 231V230H245ZM245 231H244V233H245ZM55 232V231H54ZM58 232V231H57ZM109 232V233H110ZM121 232V231H120ZM131 232V231H130ZM138 232H139V230H138ZM140 232H141V230H140ZM142 232H143V230H142ZM143 232V234H145ZM203 232V233H202ZM216 232V231H215ZM214 232V233H215ZM220 231H219V233H221ZM250 232V234H251V231H249L248 230V233ZM53 233V232H52ZM56 233V232H55ZM86 233H87V231H86ZM97 233V232H96ZM96 233H93L94 234V236H98V235H95ZM117 233V237L115 238V239H117L118 238V232H116ZM126 234H128L127 232H125ZM135 232L133 231V234H134ZM149 233H151V231L149 232ZM155 233H154V235H155ZM205 233V234H204ZM213 233V232H212ZM218 232H217V234H219ZM238 234V232H234V235L233 236H235L236 237V235L235 234ZM243 233V232H242ZM247 233V232H246ZM246 233H245V235H246ZM257 233V232H256ZM51 234V233H50ZM65 234V233H64ZM68 234V233H67ZM88 234H90V233H88ZM87 234V235H88ZM107 234V233H106ZM131 234V233H130ZM129 234V235H130ZM133 234H131V235H133ZM143 234H141L142 236H145V235H143ZM158 234H160V235H158ZM202 234L204 235V236H202ZM217 234H214L213 235V238H214V236L216 237V235ZM249 234V235H250ZM253 234V233H252ZM251 234V235H252ZM263 234V233H262ZM53 235V234H52ZM83 235V234H82ZM85 235V234H84ZM107 235H109V234H107ZM123 235V234H122ZM139 235H140V233H139ZM152 235V234H151ZM155 235V236H156ZM229 235V234H228ZM238 235H240V234H238ZM244 235V236H245ZM249 235L247 234V236L249 237ZM258 235V234H257ZM260 235V234H259ZM63 236V235H62ZM72 236H75V235H72ZM94 236H93V238H94ZM121 236V235H120ZM156 236V237H157ZM218 236V235H217ZM219 236H220V234H219ZM221 236H224V234H222ZM240 236H242V234L240 235ZM43 237V236H42ZM50 237H51V235H50ZM76 237V236H75ZM73 238V241H74V239H76V238ZM79 237V236H78ZM87 237V236H86ZM108 239H109V236H106ZM131 237V236H130ZM134 237H136L135 235H134ZM145 237H148L147 239H150L151 238V236H150V238H149V235H147V236H145ZM203 237H204V239H203ZM226 237V236H225ZM228 237V236H227ZM229 237L231 238V236L229 235ZM228 237V239H230ZM251 237V236H250ZM250 237L248 238V240L250 239ZM53 238V237H52ZM52 238H51V240H52ZM63 238V237H62ZM83 238V237H82ZM96 238V237H95ZM97 238H99V237H97ZM126 238V237H125ZM153 238L155 239V237L153 236ZM158 238H160V237H158ZM157 238V239H158ZM195 238H197L199 241H200V245L199 246H202V248L201 247H199L198 246V248H200V249H197V246H194V245H196V244H194L193 245V243H194V241H193V243H192V240H194ZM237 238V237H236ZM239 238V237H238ZM242 239H243V237H241ZM241 238H239L238 239V242H239V244L241 245L242 243L239 241V240H241L242 241V239ZM255 239H256V236L254 237ZM253 238V239H254ZM67 239H68V237H67ZM91 239H92V235H91ZM100 239V238H99ZM143 239V238H142ZM142 239H139L138 238V240L140 241V242H142ZM146 241H147V239L146 238H144ZM161 240H162V238H160ZM196 239V240H197ZM215 239V238H214ZM219 239V238H218ZM218 239L216 238L215 240L216 241H218ZM228 239H226V240H228ZM245 239H247L246 237H245ZM252 239V240H253ZM262 239V238H261ZM43 240V239H42ZM46 240V239H45ZM54 240V239H53ZM52 240V241H53ZM78 240L79 241H83V240H80L79 238H78ZM93 241H91L93 244H94V239H92ZM102 240V239H101ZM103 240H105V239H103ZM102 240V241H103ZM198 240L197 241H195V243L196 242H198ZM201 240H206V243L204 242V241H201ZM210 240V239H209ZM213 240V239H212ZM236 240V239H235ZM256 240H259V238L258 239H256ZM47 241V240H46ZM68 241H70V242H72L71 241V239H69ZM78 241V242H79ZM85 241V244L84 245H86V241L87 240H84ZM97 240H95V242H96ZM100 240H98L97 241V245L99 244L98 242H99ZM106 241V240H105ZM104 241V242H105ZM150 241V240H149ZM151 241H152V239H151ZM160 241V240H159ZM164 241V240H163ZM171 242H172V240H170ZM225 241V240H224ZM234 241V240H233ZM244 241V240H243ZM251 241V240H250ZM250 241H247V242H250ZM255 241V240H254ZM254 241H253V243H254ZM262 241V240H261ZM261 241H260V243H261ZM70 242H68V244L70 243ZM77 241H74V243L76 244L75 245V248L77 249L79 246V244H80V242L79 243H76ZM88 242V241H87ZM116 242V241H115ZM143 242H144V240H143ZM153 242V241H152ZM156 242V241H155ZM174 242V241H173ZM185 242V241H184ZM202 242H204V243H202ZM226 243H229V241H225ZM246 241H245V243L243 244L244 246L246 245L247 246V243ZM252 242V241H251ZM44 243V242H43ZM73 243V244H74ZM84 243V242H83ZM82 243V244H83ZM102 243L103 242H101V245H102ZM106 243V242H105ZM105 243H103V245H105ZM145 244L144 245H146V243L147 242H144ZM154 243V242H153ZM162 242H160V244H161ZM165 243H166V241H165ZM169 243V242H168ZM201 243H202V245H201ZM218 242H216V244H217ZM220 243V242H219ZM226 243H225V245H226ZM231 243H233L234 244V242H231ZM252 243V244H253ZM116 244V243H115ZM118 244H120V243H118ZM149 244V243H148ZM154 244H157V243H154ZM167 244V243H166ZM174 243H172V245H173ZM210 244V243H209ZM215 243H213V245H214ZM221 245L223 244V246H225L224 245V243H220ZM230 244V243H229ZM249 244H251V243H249ZM248 244V245H249ZM262 244V243H261ZM47 245V244H46ZM62 245H65V244H62ZM96 245V243H95V247L94 248H96V247H99V246H97ZM107 245V244H106ZM129 245H131V244H129ZM134 245V244H133ZM171 245V244H170ZM211 246H212V242H211V244H210ZM218 245V247H219V244H217ZM220 245V246H221ZM228 245V244H227ZM234 245H237V244H234ZM243 245H241V246H243ZM263 245V244H262ZM78 246V247H77ZM93 246V245H92ZM154 246V245H153ZM157 246H158V244H157ZM162 246V245H161ZM214 246H216V245H214ZM230 247H231V245H229ZM264 246V245H263ZM262 246V247H263ZM47 247H48V245H47ZM51 247V246H50ZM63 247V246H62ZM69 247H70V245H69ZM115 247V246H114ZM117 247V246H116ZM119 247V246H118ZM125 247V246H124ZM156 247V246H155ZM208 247H209V245L208 246H206V248L208 249ZM213 247V246H212ZM217 247V246H216ZM240 247V246H239ZM239 247H237V248H239ZM252 247V246H251ZM250 247V248H251ZM49 248V247H48ZM52 248V247H51ZM93 248V247H92ZM110 248V247H109ZM121 248H123V247H120V249ZM166 248V247H165ZM170 248V247H169ZM205 248V247H204ZM223 248V247H222ZM233 248H236V246L235 247H232L231 248V250H233ZM244 248V247H243ZM248 248H249V246H248ZM259 247H255V249L256 250H246L247 252H248V254L250 255V264H256V262H259V263H261V264H264V249L263 248H261V249H258ZM72 249H73V247H72ZM97 249V248H96ZM98 249H100V247L98 248ZM97 249V250H98ZM102 249H103V247H102ZM101 249V250H102ZM115 249H118V248H115ZM157 249V248H156ZM171 249V248H170ZM206 249V250H207ZM209 249H210V253H211V249L212 248H210L209 247ZM216 248L214 247V250H215ZM226 249V248H225ZM225 249H224V251H225ZM230 249V248H229ZM55 250V249H54ZM70 250H71V248H70ZM105 250H107V249H103L102 251H100L99 253H98V255H96V253H95V255H93L92 254V252L90 251V249H89V247H87V246H85L84 247V249L82 250V252L81 251H79L81 254H82V256H83V262L81 263V264H114V262H113V260H111V258L110 257H107L106 255H104L105 253H106V251ZM109 250H111V249H109ZM125 250V249H124ZM213 250V251H214ZM227 250H228V247H227ZM236 250V249H235ZM241 250V249H240ZM239 249L237 250V253H238V251H240ZM44 251H45V249H44ZM49 251H50V249H49ZM67 251H69V250H67ZM74 251H76V250H74ZM96 251V250H95ZM103 251H105V252H103ZM131 251V250H130ZM197 251H199V252H197ZM203 251V250H202ZM223 251V252H224ZM204 252V251H203ZM206 252V251H205ZM204 252V253H205ZM218 252V251H217ZM226 252H228V251H226ZM225 252V253H226ZM233 252V251H232ZM243 252H244V249H243ZM56 253V252H55ZM54 253V255H57V254H55ZM74 253V252H73ZM76 253V252H75ZM114 252H112V255H114L113 254ZM121 253V252H120ZM125 253V252H124ZM128 253V252H127ZM127 253H125L126 255H128ZM210 253H208V254H210ZM213 253V255L214 256H217V255H215L214 253H215V251L214 252H212ZM212 253H211V255H212ZM229 253V252H228ZM245 253V252H244ZM44 254V253H43ZM46 254V253H45ZM65 254V253H64ZM68 254H70V252H68ZM77 254V253H76ZM115 254H116V252H115ZM122 254V253H121ZM121 254H120V256H121ZM171 254H173V253H171ZM206 254V253H205ZM208 254H206V255H208ZM240 254V253H239ZM248 254H247V256H248ZM51 255H52V253H51ZM78 255V254H77ZM111 254L109 255V256H112ZM122 255H124V254H122ZM131 255V254H130ZM206 255H202V256H204L205 257V259H207L208 258V261L209 260H211L212 259V257H211V259H209V256H207V258H206ZM240 255H242L243 256V254H240ZM47 256V255H46ZM45 256V257H46ZM59 256V255H58ZM58 256L56 257V258H58ZM152 256V255H151ZM172 256V255H171ZM201 256V255H200ZM202 256H201V258H202ZM224 256V255H223ZM236 256V255H235ZM42 257H43V255H42ZM52 257H53V255H52ZM61 257V256H60ZM78 257L79 256H77V259H78ZM112 257H114V256H112ZM126 257H128V256H126ZM174 257H176V256H174ZM218 257V256H217ZM216 257V258H217ZM220 257H221V254H220ZM232 257V258H231ZM230 258L231 259H233V256H231ZM62 258V257H61ZM123 258H125V256L123 257L122 256V260L121 261H125L126 260V258H125V260L123 259ZM128 258H132V255H131V257H128ZM141 258V257H140ZM235 258V257H234ZM238 258H239V256H238ZM42 259V258H41ZM40 259V260H41ZM47 259V258H46ZM76 259V260H77ZM135 259V258H134ZM155 259H157L161 264H171L173 261L172 260H169V258L168 259H166V257H155ZM173 259V258H172ZM219 259V258H218ZM241 259V258H240ZM44 260V259H43ZM43 260H42V263H43ZM48 260V259H47ZM63 260H64V258H63ZM156 260V261H157ZM174 260V259H173ZM242 260V259H241ZM62 261V260H61ZM65 261V260H64ZM78 261V260H77ZM118 261V263H119V260H117ZM206 261V260H205ZM228 261H230V260H228ZM53 262V261H52ZM59 262H60V259H59ZM207 262V261H206ZM232 262V261H231ZM242 262V261H241ZM245 262H247V261H245ZM217 263H218V261H217ZM226 263V262H225ZM67 264V263H66ZM116 264V263H115ZM129 264H130V262H129ZM174 264V263H173ZM220 264V263H219ZM230 264V263H229ZM233 264V263H232ZM247 264H248V262H247ZM258 264V263H257Z\"/></svg>",
    "mask_w": 264,
    "mask_h": 264
}]
</instances>
